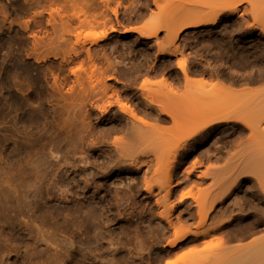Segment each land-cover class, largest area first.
Listing matches in <instances>:
<instances>
[{
	"label": "rangeland",
	"instance_id": "obj_1",
	"mask_svg": "<svg viewBox=\"0 0 264 264\" xmlns=\"http://www.w3.org/2000/svg\"><path fill=\"white\" fill-rule=\"evenodd\" d=\"M81 1L83 2L82 4L80 3L81 6L84 4L85 5L84 7H88L86 5H88L90 3L91 5L89 4L90 7H88V8L89 9L91 8L90 10H93V11L89 10L90 13L92 12L91 16H86L88 13H86V15L83 16L84 18L86 17L85 21L87 20L86 21L87 23L90 24V22H93L95 20V18H94L95 14H96L97 10H99L97 12L99 14H96V16L98 15L96 18L97 20H95V21H98V22H96V24L99 23V25L97 24L98 26L96 24H94V26H92L94 22L92 23L91 26H89V24L84 22V20H83L84 18L80 15L79 17H81V19L83 18L82 23H85V26H86L83 28L84 24H83V26H81L82 23L78 24L79 18L76 19L77 21H75L76 16L79 14L74 16L75 18L71 17V19L74 20V21L71 20L73 24L70 22V19H69L70 16L66 17V20L69 19L68 21L70 22L71 28L69 25H67V23L66 24L63 23L64 26L61 25V27H60L61 21L59 22V26H57L58 23L55 22V21H57V20H55V18H54V24L58 28H55L51 24H48L47 20H46V19H50L48 17V13H49L51 8L52 9L50 12L55 13V10H53V9L58 6L57 4H59L60 0L59 1L57 0V2L55 1L56 2V3H54L55 6L52 3H48L49 2L48 0H0V8H1L0 9V24L2 25V27L0 25V60H2V61H0V74L2 73L0 75V88L2 87V89H0V100L2 99V101H0V106L4 107V108L0 107V151H1L0 156L2 157V158H0V161H1V159L3 161V162L1 161L0 164L1 163L4 164V165L3 164L0 165L2 167V168L0 167V171H1L0 176H1V178L4 176L5 177L4 179H6L7 177H8V179L10 178L9 180L6 179L5 183L7 182V184H8V183H10V181H13L10 184H12V183H13L12 185L15 184L14 186L10 185L13 188L8 187L9 188L8 189L7 187H5L6 184L3 188L5 190V193L7 191H12V190L15 191V194L13 191H12L13 193L11 192L12 194L10 192H8V198H9V200L11 199L12 202H16L18 200V201H22L23 203L28 204V205H31V204H29L30 202H34V201L37 202V205H36L37 206V208H36L37 212L35 213L36 215L34 217L35 218L34 221H39L38 218H40V216H41L40 219L44 218V222H42V220H40L39 222L42 225L38 222L36 225V223L33 221V223H35V224H33L34 226H32L33 228H35V226H38L40 228H42V226H43V228H45V227L49 228V225L52 223L48 230L52 229L53 227L55 228V230L52 229L50 231H56L57 236H54V237L57 238V240H59L58 239L59 236H61L63 238H64V236H67L66 235V232H67L68 235L70 234L68 236L70 238L68 239L67 237H65L66 240L72 239L71 238V236H72L73 239L75 238L74 240L73 239L71 240V241H73L72 243L75 244L77 242L76 245H79V246H76L73 244V246L75 247V250H74L75 252L72 251L68 257L66 256V253H65V257H64V255H61V254H63V253H61V254H59V256H60L59 258L57 257L58 254H55L54 251H53L54 254H52V250H50L51 252H49V251L47 252V249H45V248L44 249L42 248L43 250L39 249L43 246H39V247L35 246L36 248L33 247V245L35 244L33 242V240H34L33 237L35 238L36 236L35 235L30 236V240H31L30 241V240H28L29 237L27 238V236L20 234V232L18 230L15 229L16 230V232H15V230H13V228L10 227V224L8 225L9 222L6 221L7 212H3L4 207H2V205L0 203V209L1 208L3 209V210L1 209V212H0L1 213L0 221L2 218L4 219V220L2 219V221L0 222V231H1L0 236H2L1 239H3L6 236L5 237L6 238L5 241H6L8 239L7 237H9L8 241L11 244H12V242H14L12 245H13V249L16 248V250H17V251H15L16 254H17V252H19L18 254H20L22 252L21 253L22 255H26V254L28 255L29 254V256H27V255L22 256L21 254L20 255L17 254L18 255L17 256L14 254V252L9 253V251L13 250V249L11 250V248H10L11 244H8L7 242L5 244V246L7 245V247L9 245L8 248H10V249H8V248L5 249V247L2 248L4 246V245H2V243L4 244V242H2V241H4V240L0 239V244H1L0 245V257H1L0 261L1 262L3 261V264H7V263L11 264V262H12V264H19L20 261H24V262L27 261L26 264H29V262H30V264H38V262H39V264H42L41 261H42V259H44V257H45L44 255H47L46 253H51L53 257H57L56 260L60 259L59 261L60 262L62 261V264H74V263L75 264H93V263H97V264H121V261L124 262V260H123L124 257H125L124 259H127L128 263H130V264L134 263V262H135L134 264H136V263L137 264H139V263L144 264L145 262L148 264H152V263L153 264L154 263H156V264H207L208 261H210L211 259L209 258V260L207 261V259H205V257H204L207 254H208L207 258L209 257V252L206 251L205 249L203 250L204 246L207 245L205 243H207V242L209 243L212 238L215 239L217 236L220 235V233H222V234L219 237L226 239L227 237H229V235H233V234L237 233L238 226L240 229L243 225H245V224L247 225L248 223H250L253 219L251 216L247 215V217L242 218V220L238 219L237 217H238V215L242 216L244 213L248 214L252 210V208H256V206H255L256 201L253 199L254 198L253 196L255 194L254 190L258 185H261L264 188V134L257 133L256 131L254 133L253 130L251 131L247 128H242V131H237L236 127H234V130L230 134H227V135H224L223 133H221L220 130L217 128L206 131L207 126H209V123L207 121L208 119H206V117H205L208 114L210 115L212 112L214 114H215V112H217V111H213L214 108H211L212 110L209 109V106L211 103H213V102L216 103L215 100L212 101L214 97L212 96L213 97L212 98L209 96L214 95L216 98V96L221 97L224 94L226 97L227 96L231 97V98L234 97L236 102H237V98H238V102H237V106L235 105V107H234L233 103L235 100L232 99L233 103H230V104H233V105H226V107H225V105L223 106V104H222L223 108L225 107L226 109H228L229 106H231V107L233 106L232 108L230 107L231 108V109H229L230 112L236 111L235 109L233 110V108H236L237 112H238V110L240 111V109L242 112H243V110L246 111V110L250 109L248 111H251V113L247 111L246 116L242 112L237 113L238 115L243 114V116L245 118L244 121L247 120L246 122L253 124V125H256L257 120L260 117L258 115L264 116V112H262V113L256 112L258 109L262 108L264 105V99H263V97H264V93H263L264 92V80H262V79H264V76H263L264 75V53H263V55L261 53L262 51L264 52V34L261 32V28H262L261 26H264V0H257V1L253 0V3L251 2L252 0H249V1L247 0L248 4L245 2V5H246L245 10H247L249 8V10H247V13L246 12L244 13L245 10L243 11L242 10L243 8L241 9V7H242L241 5L244 4L243 2L246 0H241L242 2L239 0V4L235 3L237 6H234L235 4L233 3L234 1H237V0H190V2L189 1L185 2L186 0H161L162 1L161 4H164V7L167 6L166 5L167 3H173V5L171 4L172 6H174L175 3L176 4L182 3V5L184 3L185 5L187 4V6H188V8H186L185 5H184L185 7H183L181 4H177V6L181 5L183 8H185V9L182 8V9L178 10V12L175 11V9H173L174 11H172V12L171 11L168 12V10L166 11V7H165V11L168 13L167 14L164 13L163 17L159 16V13L163 14V12H165V11H163V9L160 8L161 6L160 7L156 6V4H155V6H156L155 7L154 6V0H153V3H152V0H148V1L147 0H115V1L112 0V1H109L111 4L109 3L110 6L107 8L105 7L103 0H99V1H97V0H80V2ZM94 1L97 3V5L100 3L99 4V5H101L100 7H102V9L104 8V10L97 7V5H95ZM157 1L159 2L160 0H157ZM101 2L104 5L101 4ZM114 2H116L117 4ZM132 2H133V4H131ZM191 2H192V4H189ZM249 2L252 3V5L254 4L257 8L254 5H253L254 6L253 9L250 8L252 5L248 7L247 5H249ZM118 3L121 4L119 7H118V5H119ZM143 3L145 6L143 5ZM150 3H151V5H150ZM80 4H75L74 7L77 9V6H79ZM157 4L159 5V3H157ZM92 5H95V7H93ZM231 5H232V7H237V9H239V10L236 9L234 11V13L231 12V14H230V12H227L226 10H227V8H230ZM245 5H243V7ZM81 6H79V7H81ZM168 6H170V4H168ZM168 6H167V8H168ZM19 7H20V9H19ZM92 7L94 9H92ZM96 7H97V10L95 9ZM111 7H112V9L115 8V10L110 9L111 12L115 11V13H114L115 15H113V13H111L109 11L108 8H111ZM57 8H55V9H57ZM220 8L221 9L225 8V9L221 10ZM86 9L87 8H85V10ZM105 9L106 10L108 9V10L105 11ZM160 9H162V10H160ZM253 10H257V11H253ZM89 11L87 10V12H89ZM102 11L105 13H103ZM225 11H226V13H225ZM68 12L70 13V11H68ZM75 12H76V10H75ZM90 13H89V15H90ZM100 13L104 15L103 16L104 18L101 16ZM240 13H241V17H240ZM93 14H94V17L92 16ZM251 14H254L253 16H255V15L256 16L253 17ZM54 15H56V14H53V16ZM105 15L108 16L107 17L108 20H106V22H105V24L107 23L106 24L107 26L103 22V19H106ZM157 15H158V17H157ZM236 15H238V16H236ZM213 16H215L214 17V19H215L214 24L213 23L210 25L206 24L205 26L199 25L196 27H191V28L182 30L181 31L182 33L179 32L180 35L178 34L176 39L172 40L173 44L172 43L171 44L173 46L170 44V42L168 40H166V39H168L170 32H172L175 27H176L175 30L178 28L179 25L177 23L175 24L176 21H178V22L180 21L179 24L181 26V24H183V22L190 21L189 19H191L192 21L193 20H211L213 18ZM57 17L58 16L56 15V18ZM91 17L93 18V21H92ZM250 17H253V18L251 19ZM99 18L102 19L103 23H100L101 21L99 22V20H101ZM241 18H243V19H241ZM256 18H257V22L251 23L252 20L256 21ZM69 22H68V24H69ZM160 22L161 23L163 22L162 24L167 23L165 25L166 26L170 25V28L167 29V31L164 29L161 30V28L158 30V33H157L158 36H157V34L155 36L157 38V42H160V43H157V45L159 44L164 48H167V46H168V49L174 47L176 49V50L175 49L174 50L177 52L174 53V50L171 52V49H170V51L168 50L169 52H167L168 54L165 53V54L159 55L155 51L158 48H160L161 46H158V48H157V45H155L154 42L156 41L155 40L156 38L144 36L145 33L150 32L157 25L159 26ZM249 24L255 25L254 27H257V28L250 27L252 25H250L248 28ZM73 25H74V27L77 26L75 29L79 33L74 28H72ZM176 25H178V26H176ZM78 26H80V27H78ZM102 26H104V27H102ZM241 26H243V28H241ZM258 26L260 27V29H258ZM9 27H12V28H9ZM64 27H66V28H64ZM159 27H161V26H159ZM220 27H221V29H220ZM232 27L234 29H232ZM1 28H2V31H1ZM69 28L72 30L74 29L75 31L74 30L72 31ZM110 28H112V29L114 28V30H112V29L110 30ZM164 28H167V27H164ZM193 28H195V29H193ZM103 29H105V30H103ZM225 29H227V30H225ZM229 29H231L230 32H228ZM246 29L247 30L250 29V30L247 31ZM253 29H256V30H253ZM6 30H8V31H6ZM68 30H69V32H68ZM220 30H222V31H220ZM104 31H106V32H104ZM101 32L106 33L104 39L98 40L94 44L92 42V38L94 36H96L97 34L98 35L101 34ZM220 32H221V34L223 33L222 35L224 37L220 34ZM227 32H228L229 36H227ZM242 32H244V33L241 34ZM68 33H69V35H67ZM214 33H216V34H214ZM248 33H250V34H248ZM261 33L263 35H261ZM75 35H77L78 37ZM213 36H214V39H213ZM235 36H236V38H235ZM226 37H228V38H226ZM229 37L230 38L232 37V38L230 39ZM67 39H69V40H67ZM226 39H228V41ZM229 39H230V43H229ZM238 39H239V41H238ZM249 39H251L252 43L254 42L255 46H253L252 43H251L252 45L250 44ZM253 39L256 41H252ZM215 40H217V41H215ZM222 40L223 41L225 40V41L222 43ZM241 40H243V41H241ZM77 41H78V43L76 44L75 42H77ZM245 42H246V44H245ZM255 42H257V43H255ZM80 43H81V45H80ZM243 43L246 45V47L244 46ZM74 44H76V45H74ZM227 44H229V46ZM237 44L238 45L242 44L241 45L242 48L240 49L241 46H238ZM70 45H72V46H70ZM78 45L80 47L82 46L83 48H84V46L87 49L89 48L92 56L91 57H90V55L87 56L86 54H87V52L89 54V51H87L86 48H84V49H86L85 51L82 50V48L77 47ZM216 45H217V47H216ZM75 46L78 48V53H75L76 55L73 53V52H75L74 49H77ZM66 47H69L70 49L67 50ZM229 47H231L232 50L233 49H235V50H233V51L229 50V49H231ZM254 47H255V49H254ZM71 48L74 50L73 52L70 51V50H72ZM79 48L84 52H82V51L80 52ZM256 48H259V49H256ZM177 49L180 51L178 52ZM219 49L222 51H225V52L223 53L222 51H220L221 52L220 53ZM239 49H240V52H239ZM249 49L250 50L253 49L254 51L253 50L250 51ZM60 50H62V51H60ZM63 50L65 52L64 54H63ZM66 50L68 52H66ZM226 50H228L229 52L227 51V53H230V54L227 55ZM144 51H146V52H144ZM149 51H150V53H149ZM236 51H238V52H236ZM242 51H243V53H242ZM49 52H51V53L49 54ZM57 52H59V53H57ZM140 52H141V54H140ZM256 52L259 53V56H258V53H256ZM7 53H8V55H7ZM47 53H48V55H47ZM52 53H53V55H52ZM67 53H68V55H67ZM169 53H174V54L169 55ZM217 53L219 55H217V56L214 55ZM78 54L80 55V57H78ZM84 54H85V56H84ZM221 54H222V56H221ZM236 54L238 56L237 58H236ZM146 55L148 58H146ZM181 55L186 57L185 61H187V62L185 64H186V67L189 68L188 73H190L188 75L192 79H194V78L195 79H198V78L201 79L202 83H199L198 81H196L198 83L191 82V85H190V83H189V85L186 84V81H185L184 77L182 76L183 74H181L180 69H177L178 60L180 59V62H181V59H182V61H184L183 60L184 57H182ZM248 55H249V57H247ZM5 56H6V58H5ZM74 56H76V60H75ZM155 56L157 58H155ZM219 56H221V57H219ZM243 56H245V57H243ZM77 57L80 59H78ZM166 57H168V58H166ZM215 57H216V59H215ZM222 57H225L226 59H224V58L222 59ZM66 58H70L72 60H70V59L68 60ZM90 58L95 59V61L97 60L96 64H94L95 62H93L91 64L90 61L93 59L90 60ZM220 58H221V60H220ZM232 58L235 60L233 61ZM247 58H249V59H247ZM42 59H44V60H42ZM65 59L67 60L66 62L63 61ZM230 59H231V61H230L231 64L228 63ZM244 59H245V61H244ZM6 60H8V61H6ZM78 60L79 61L82 60L83 62L81 61L82 62L81 63ZM241 60H243L244 63L246 62L245 63L246 65L244 63L242 64L240 62ZM250 60H251V62H250ZM226 61H227V63H226ZM8 62H10V63H8ZM165 62H166V64H165ZM5 63H7V64H5ZM78 63H80V64H78ZM163 63H164V66H163ZM188 63H189V65H188ZM239 63H241V64H239ZM81 64L83 65V67L81 66ZM86 64L87 65L89 64L87 67L92 65L91 67H89L90 69L86 67ZM97 64H98L100 69L97 66V69H95V72H94V67ZM138 64H142V66L139 65V67H138ZM65 65L68 67H66ZM77 65L81 66L80 68L79 67L78 68L79 69L82 68L84 70L83 71L84 73L89 74L90 72L93 71L94 75H97V76L99 75L98 77H100V74L102 75V73H100V72L103 70V72H104L103 75H105V76H103V78L106 77V79L104 78V80L106 81L105 85L108 86L107 92L111 95L109 96V94L106 93L107 96L105 97V95L102 93L103 96L106 98L105 99L104 97H101L102 95L100 96V94H101L100 91H99L100 93H97V90H94V93L93 92L89 93V91L91 92V90L87 89L88 87H86V86H89L88 82H85V85L82 84L83 87L86 88V90L83 89V91H82L81 90L82 88L80 89V87H78L79 89L78 88H75V89L72 88L75 86V83L73 84V82H75V81H72V80L74 78L79 79L78 76H80V72H79L78 76L74 77V75L73 76L71 75L70 70L72 69V70L77 71L78 70L76 68ZM223 65H225V66H223ZM166 66H167V68H166ZM217 66H219V67H217ZM242 66H244V67H242ZM84 67L86 69H84ZM221 67H223V68H221ZM212 68H213V70H215L217 72H212ZM3 69H5V73H4ZM23 69H24V71H23ZM68 69H70V70H68ZM88 69H89V72H86L85 70H88ZM161 69H164V71L162 70V72H161L160 71ZM229 69H231V70H229ZM1 70H2V72H1ZM15 70L17 73L15 72ZM72 70H71V72H72ZM90 70H92V71H90ZM222 70H223V72H222ZM75 71H73V73L77 74V72H75ZM97 71H98V73L96 74ZM135 72H136V75L138 77H136L134 75ZM157 72L159 74H157ZM160 73H162V74H160ZM210 73L211 74L213 73V75H210ZM43 74H44V76H43ZM132 74H133V77H132ZM83 75L85 76V74H83ZM83 75H81V78ZM130 76H131V78H130ZM9 77L10 78L12 77L11 81H10ZM54 77H56L55 81H54ZM163 77H165L166 79L164 78V80L167 83H169L167 85V84H165L166 82L164 81L165 82V83L163 82L165 84L164 86L165 87L171 86L170 87L171 89L168 87H166V88H168V90L170 89V91L173 89L174 95L175 94L177 96L179 95V98L177 99V97H175V96L173 97V94H171L172 96L170 98V95L168 96V93H165V92L164 93L169 98H167L166 96L155 97V99H157V100H155L156 102H161V101L163 102L162 99L164 98L163 106L160 103H157V104H159L158 107L161 106L163 109L165 108L164 109L165 113H162L163 111L160 113L159 111H161L163 109H161V110L154 109V107L157 104L155 102H153L154 98H151L152 95L150 97L151 90H152V87H150V84H153V83H156V82L162 80ZM86 78H88V76H86ZM244 78H245V80H246V78H248L249 80L247 79L245 82V80H242ZM253 78H255V79H253ZM260 78H261V80H259ZM5 79H6V81H5ZM40 79H41V81H40ZM146 79L148 80L147 85H148V83H149V85L148 86L147 85L142 86ZM173 79H176V80H173ZM74 80H76V79H74ZM241 80H242V82H241ZM258 80H259V82H257ZM37 81H38V83H40V85L37 83ZM79 81H80V79H79ZM84 81H87V80L84 78ZM131 81H132V83H131ZM11 82H12V84H11ZM53 82H58L59 85L57 83H53ZM68 82L70 83V85L72 87H70ZM80 82L84 83L83 80ZM3 83H4V85H3ZM41 83H42V85H41ZM94 83H97V82H93L92 91H93V88H95V89L98 88V87L96 88L97 85H94ZM161 83H159V84H161ZM192 83H193V85H192ZM61 84H62V86L59 89ZM156 84H153V86ZM6 85H7V87H6ZM9 86L11 88H9ZM40 86H41V88H40ZM68 86L71 89H73V91H74V92L72 91V93L69 91L70 95L67 94L68 90L70 89V88L68 89ZM78 86H80V85H78ZM62 87H64V88H62ZM142 87H143V89H142ZM149 87L151 88V90ZM21 88H23L24 90H26V89L27 90L24 91ZM154 88L155 87H153V89ZM166 88L161 87V89H160V87H159L160 90H162V89L165 90ZM6 89H7V91H5ZM8 89H10V90H8ZM65 89H68L67 92ZM11 90H13V91L10 92ZM22 90L24 92H22ZM30 90H31V92H30ZM63 90H65V91H63ZM98 90H99V88H98ZM111 90H113L116 93V96H114L115 93L112 92ZM147 90L150 91L149 95H146L148 92ZM164 90H162V91H164ZM170 91H169V94H170ZM4 92H6V93H4ZM28 92H29L28 97H25V99H24L23 97L27 96ZM142 92L144 94L146 92L145 95L147 97L149 96L152 99L151 102L153 104L149 103L150 100H149V102H148V99L145 100L147 97L144 96ZM24 93H25V95H24ZM95 93L100 96L99 98H102V99L100 100ZM164 93L163 94L161 93V94L165 95ZM261 93H262L261 96H263V97L260 96ZM48 94H49V96H48ZM152 94H154V93H152ZM8 95L10 97L12 96L11 97L12 99ZM32 95H33V97H32ZM117 95H119L118 96L119 98L117 99L118 102L121 101L120 103H123V104L125 103L133 111L135 109L134 112H135V114L137 113L136 116L138 115V118H144L145 120L146 119L148 120L149 123H147V126H149V128L147 126H143V129L146 127L148 129H146L147 131L144 129L145 132H142V134H143L142 137L141 136L138 137L137 133H135V132H134V134H135V136L137 135V138L135 139L134 136H131V135H133V133L130 131H136V129L134 127L139 129V131L143 130L141 128L143 124L141 126H137L141 123H138L137 125L136 124L133 125L134 124L133 122L135 121V119L133 118V121L129 122L130 120H132L131 116L126 115V113L127 114H129V113L128 112L123 113L122 111L120 112V109H118L119 107H118L117 100H116V98H114V97H117ZM156 95H158V94H155L154 96H156ZM207 95H208V97L205 98V99H207V100H205V102L208 103V105H209L208 109H207V106H205L206 108L203 106V104L205 102L202 99ZM94 96H96L99 99V101H97L98 99L96 100V97H94ZM34 97H36L37 99ZM42 97L44 100L42 99ZM45 97H47V98H45ZM109 97H111V98L113 97V98L110 99ZM29 98L31 101L28 100ZM48 98L50 100H48ZM23 99H24V101H23ZM103 99L106 100L105 103H108V102H110V100H113V101H111V103H113V104H111L110 106L108 104H104ZM208 99L211 100V102H209ZM223 99H225L224 96L222 99L218 100L219 101L218 103H222L220 101ZM16 100H17V103H14V102H16ZM114 100H116L115 103H114ZM165 100H166V102H165ZM27 101H30V102H27ZM36 101L38 104V105L36 104L37 106L35 105ZM43 101L46 103H44ZM5 102H6V104H8V106L5 105ZM143 102H145L146 104ZM206 103H205V105H206ZM218 103H217V105H218ZM147 104H149L148 105L149 107L147 106ZM227 104H228V102H227ZM27 105H28V108H27ZM41 105H43L42 108H41ZM46 105H47V107H46ZM96 105H98V108ZM99 105H101V107L104 105L106 107L107 106L108 107L106 109H103L104 110L103 113L99 114V112L102 110V109H100L101 107ZM150 105H152V106H150ZM153 105H154V107H153ZM241 105H242V107L240 108ZM24 106H26V107H24ZM105 106H104V108H105ZM213 106H214V104H213ZM216 106H214L215 110H217ZM16 107H17V109H16ZM34 107H36L37 109ZM152 107L154 109L153 111H155V112L150 111V110H152ZM161 107H159V108H161ZM203 107L205 109H203ZM10 108L15 109L16 111L13 109L11 110ZM24 108H26V111ZM48 108H50V111ZM218 108H220V107L218 106ZM223 108H221V109H223ZM225 108H224V110H225ZM238 108H240V109H238ZM242 108H244V109H242ZM35 109H36V111H35ZM41 109L42 110L44 109V111H42ZM99 109H100V111H98ZM19 110H21V111H19ZM38 110H41V111H38ZM156 110L158 113H156ZM37 111L40 113H38ZM209 111H210V113H209ZM261 111H262V109H261ZM14 112H16V113L14 114ZM29 112H32V113H29ZM147 112H150V113H147ZM205 112H206V115H205ZM24 113H25V115H24ZM27 113H29L28 116L26 115ZM33 113H34V116H33ZM41 113H42V115H40ZM48 113L49 114L52 113V114L49 116ZM155 113H156V115H155ZM213 113H212V115H213ZM218 113H220V112H217V114ZM151 114L153 115L152 118L154 116L156 118L154 117L152 119L149 116ZM170 114L172 116H170ZM203 114H204V117H203ZM17 115L20 118H18ZM101 115H103V116L101 117ZM46 116H47L48 120H47ZM51 116H52V118L50 119ZM108 116H110V117H108ZM14 117H15V119H14ZM126 117H129L128 118L129 120H127ZM157 117L159 119H157ZM26 118H28V119H26ZM43 118H44V120H43ZM207 118H208V116H207ZM209 118H210V116H209ZM17 119H18V121L20 120L19 123H18ZM32 119H35V120H32ZM249 119H251V120H249ZM31 121H32V123H31ZM263 121H264V119L263 120L261 119L259 121L261 123H257V125H259L260 128L264 126ZM36 122H37L38 127L36 126ZM135 122L137 123L138 120L136 119ZM16 123H18L17 126H15ZM40 123H41L42 127L40 126ZM13 124H15V125H13ZM29 124H30V127H29ZM43 125H44V127H43ZM231 125L232 124H230L229 126H231ZM46 126L48 128H46ZM132 126H134V127H132ZM26 127L29 129H27ZM130 127L133 129H131ZM25 128H26V130H25ZM47 129H48V131H47ZM129 129H131V130H129ZM17 130H18V132H17ZM34 130H35V134L33 135ZM26 131L29 133H27ZM38 131H40L39 133H41V132L42 133L39 134ZM25 132H26V134H25ZM43 132L46 134L42 135ZM130 133H132V134L130 135ZM31 134L33 137H31ZM28 135H30V136H28ZM129 135H130V137H129ZM23 136H24V138H23ZM27 137H28V139H27ZM111 137H113V138L116 137L115 139H117L118 137H121V140H122V138L131 140V143L127 140L128 141L127 143L128 144L130 143V145H127L126 142L122 141L123 146L127 145V147H125V149L128 148V151L126 150L127 154H125V149L123 150V149H120L117 147V146H119V143L117 142L118 140L115 142L118 145L111 143L112 142V141H110ZM29 138H30V140H31V138L32 139L35 138L36 141L35 140L30 141ZM62 138L67 139V140H63ZM71 138H72V140H71ZM97 138H99V139H97ZM113 138H112V140H113ZM11 139L13 141H11ZM68 139H70L71 141L69 142ZM9 140L11 141V143ZM24 140H27V141H24ZM57 140L59 143L57 142ZM73 140H75V142ZM98 140H100V141H98ZM133 140H135V142ZM6 141H7V143H6ZM64 141H66V143L68 142L69 144L68 143L67 144L62 143ZM90 141L93 143H91ZM109 141H110V144H109ZM12 142H14V143L12 144ZM60 142H61V144H60ZM97 142H99V144ZM119 142L121 143V141H119ZM71 143H72V145H73V143H75L77 145V147L75 144L73 145V147H76V148H74V151H72L73 147L70 145ZM96 143H97V146H96ZM135 143H136V145H135ZM14 144H16L15 147H13ZM112 144L114 145V147ZM131 144L133 145V147L134 146H136V147L133 148L131 146ZM90 145H91V147H88ZM92 145L94 146V148ZM53 146L54 147L57 146L58 149L57 148L55 149L57 151L54 150ZM123 146H121V144H120L119 147H123ZM85 147H87V148H85ZM14 148H16V149H14ZM42 148H44L43 151L45 150L43 153L41 152ZM129 148H130V150H132V149H134V150L131 152L129 150ZM63 149H66L67 152H65V150H63ZM115 149H117V150H115ZM3 151H5L6 153H4ZM39 151L41 152V154H39L40 153ZM71 151L75 152V154L73 153V155H72ZM118 151H120V152H118ZM129 151H130V154H128ZM11 152H12V154H10ZM68 152L70 154H67ZM123 152H124V154H123ZM47 153L50 154L51 158H49V154L47 157ZM7 154H9V155L7 156ZM41 155L43 156V158L40 157ZM65 155L67 156L68 160L66 159ZM68 155H70V158ZM71 155H72V157H71ZM4 157H5L6 161L8 160L7 162L4 160ZM36 157H38V158H36ZM64 157H65V159H64ZM39 158H42V160ZM45 158H46L47 162H45L46 161ZM80 158L82 160H85V158L89 159L88 161H91V162H87L86 160L85 161L88 163L87 166L91 167L92 169L89 168L85 171L86 173L83 172V170L80 167L82 165V160ZM38 159H39V162H37ZM50 160H52V161H50ZM55 160H56V162H55ZM58 160H60V161H58ZM79 160L81 161L80 164H79V162H80ZM121 160H123L124 162ZM131 160H133V162ZM119 161L121 163H119ZM58 162H59V164H61V166L60 165L58 166ZM37 163H39L38 164L39 166H37ZM45 163H47V164H45ZM89 163H92V164H89ZM51 164L52 165L54 164L52 169H51V166H52ZM63 164H64V167L66 166L68 168H64ZM68 164L73 168H71ZM99 164L100 165L102 164L101 166L103 167V169ZM35 166H37L38 168L36 167V169H35ZM40 166H42V167H40ZM55 166L59 167L58 169L61 171H58V169H56ZM43 167H44V169H43ZM45 167L48 168L49 171H47V169ZM54 167H55V169H54ZM106 167H107L108 171L104 170V169H106ZM115 167H116V169H115ZM40 168H41V170H40L41 172L39 170H37ZM76 168H78V169L76 170ZM95 168L96 169L98 168L97 172L98 171L100 172V170H104V171L100 172L104 177L99 172H98V174H100L101 176L98 174H96V175H98V177L96 175L94 176V174L97 173ZM3 169H4V171H3ZM73 169L76 171H74ZM93 169H95V170H93ZM53 170H56V171L54 172ZM42 171L44 174H46L45 178L49 179L48 181L51 180L50 182H52V184H50L48 181L47 182L49 184H47L45 182L47 179H45L44 175H42ZM50 171H52L54 174L52 172L49 173V177H51V175H53L54 177H56V179L54 177H51V178L48 177V172H50ZM88 171L92 172L91 176L86 175ZM77 172H79V173H77ZM106 172H110V173H106ZM111 172H112V174H111ZM5 173L7 174V177H6ZM105 174H107V175H105ZM40 175H42L43 181H42V177H40ZM84 175H86L87 178H84L85 177ZM57 176H58V178H57ZM114 176L116 178L119 177L120 179L118 178V181L121 180V182L125 186L121 185V188H116V187H120V186L119 185H116V186L110 185V181H112L115 178ZM91 177L95 181H93ZM112 177H114V178L111 179ZM1 178H0V180H3V182H4V179L3 178L1 179ZM129 178L130 179L132 178L135 181L133 180V181H130L128 183L127 181ZM79 179H81V180H79ZM86 179L88 181L89 186L86 183ZM124 179H126L127 181ZM36 180H38V181H36ZM41 181H42L43 185H46L47 187L50 185V187L47 188L46 186H43L40 183ZM61 181H62V183H61ZM26 182H27L28 186L31 185L30 187H32L31 188L32 191H31L30 187L28 188V186L26 188L27 190L22 191V188L25 189V187H26V184H23V183H26ZM35 182H37V183L39 182L40 184L38 183V185L37 186L35 185L33 188L32 185L36 184ZM80 182L82 185L80 184ZM91 182L92 183L94 182V184H92ZM124 182H126L128 185H126ZM16 183H17V185H16ZM18 183H22L24 185V187H22L23 185L22 186L20 185V188H19ZM32 183H34V184H32ZM54 183L55 184L57 183V187H56V185L54 186ZM63 183H64V185H63ZM90 183H91V185H90ZM107 183H109V184H107ZM78 184H80V185H78ZM168 184L170 185L169 187L167 186ZM84 185H85V187H84ZM134 185H135V187H134ZM82 186H83V188H82ZM229 186H231V188L228 189L227 187H229ZM234 186H236V187L240 186V187L237 188L236 190H233ZM14 187H15V189H16V187H18L19 189L17 188L16 189L17 191H16L14 189ZM37 187H39V188H37ZM42 187L47 188V189H45L46 191ZM123 187H125V188L127 187L128 189L126 188V190H125V188H123ZM166 187H168L167 190L169 189L168 190L169 193L167 192L168 195L166 197H164L167 194L165 192ZM223 188L225 190L228 189V191L226 193H224L225 195H223V193H222L224 191ZM33 189H34V191H33ZM48 189H50V190H48ZM114 189H116V190L118 189V190L116 191ZM121 189H122V191H121ZM0 190L3 191V189H0ZM18 190H20L21 193L20 192L18 193ZM123 190H125L126 193H124ZM130 190H131V193H130ZM29 191L32 194H30ZM35 191H36V193L41 192L40 193L41 195L38 193L35 194ZM59 191H61V192H59ZM219 191H222L221 192L222 195L219 193ZM33 192L35 194L34 198L35 197H38V198H35V199L33 198ZM43 192H46V193L44 194ZM122 192H123L124 196L126 195V197H128V200L126 197L123 198L124 196L122 195ZM74 193L76 194L77 197L75 196ZM118 193H120V194H118ZM27 194H29L28 195L29 198H28ZM49 194H50V196H49ZM114 194L117 196H113ZM19 195L21 197H23L25 195L26 196L21 199V197H19ZM47 195L49 196V198L50 197H52V198H50V199L47 198ZM58 195H60V197H58ZM111 195H112V199H111ZM118 195H120L119 198H118ZM121 196H122V199H121ZM207 196H208V198H205ZM218 196L219 197L221 196V198L219 199V200H221L220 204H218L219 200L218 199L216 200V197H218ZM115 197L118 198L117 201L119 200L121 203H119L117 201L115 202V199H116ZM40 198H43V199H40ZM194 198H196V199H194ZM197 198H199V200L201 202L197 201ZM28 199H30V200H28ZM64 199H65V201H64ZM113 199H114V201H113ZM43 201H46L48 203H46V202L44 203ZM213 201H214V203H213L214 206L212 207V209H214V210H213L212 214H210V216L205 219V221H204L205 224L203 223L202 224L203 226H201L199 224H198L199 226H197V225L195 226L196 223H199L197 211L199 210V212H200V209L203 208L204 205L206 207V205H209ZM248 201L249 202L251 201L250 204ZM254 201H255V203H254ZM38 202H41L40 205ZM63 202L64 203L66 202V203L63 204ZM74 202L76 203V205ZM94 202H96V204ZM247 202H248V204H247ZM42 203H44L45 205ZM49 203H51V204L49 205ZM68 203H69V205H68ZM195 203L199 204V205L201 204L200 205L201 208H200V206L197 207V205ZM46 204H47V206H46ZM81 204H82V206H81ZM91 204H93V205H91ZM240 204L241 205L243 204L242 207ZM48 206H50V207H48ZM56 206L59 207L60 209L56 208ZM60 206L61 207L63 206V208H61ZM72 206H73V208H72ZM91 206H93V207H91ZM243 206L244 207L247 206V208H244ZM250 206L252 208H250ZM69 207H70V209H69ZM80 207H82L83 210H85V211H83L82 208H80ZM87 207L88 208L91 207L90 209L92 210V212L91 211L89 212V210L86 209ZM92 208L93 209L97 208V209L93 210ZM45 209L48 211H46V212L42 211ZM51 209H52V211H51ZM73 209L76 211L77 215L74 213ZM224 209H227L225 215L224 214L217 215V217H215V219H213L211 222V219H212L211 217L213 215H215L216 212L224 210ZM63 210L64 211L67 210V212L64 213ZM77 210H78V212H77ZM238 210H240V211H238ZM49 211L52 212L53 214L49 213ZM69 211H70V213H69ZM82 211L84 213L86 212L85 214H87L86 216H84L85 214H83L82 215V217L84 216L83 218L81 217V214L83 213ZM95 211L99 212L100 214L96 212L97 213V215H96ZM42 212L43 213L45 212V213L43 214ZM59 212H61V213H59ZM47 213H49V214H47ZM68 213H69V216H70V214L72 215L71 216L72 219L68 216ZM90 213H91V216H90ZM64 214H65V217H64ZM38 215H39V217H38ZM49 215L51 218H48ZM51 215L54 217H52ZM229 215L230 216L233 215L232 217L236 216V218L230 223L231 225L228 224L229 225V226L227 225L228 227H224V228L220 229L219 231H216V230L215 231H209L213 225L218 223V222L215 223L216 221H214V220L218 219L220 221L221 219H225ZM58 216L59 217L61 216L60 219H58L59 221L56 219V218H59ZM66 216H68V219L66 218ZM77 216L83 222L82 224L80 223L81 222L80 219H77ZM88 216L90 218L92 217L94 219H92V218L90 219ZM98 216H99V218L96 219ZM123 217H124V219H123ZM167 217H169V219L173 223L174 227H176V228L177 227H182V228L187 227L188 229L191 230V231H189V233L187 234V236L184 240L177 241L174 245H170V242L174 238L173 237L174 232H173V229L167 227L168 226L166 223ZM64 219H65V221H64ZM69 219H70V221H69ZM95 219L97 222L95 221ZM45 220H47L48 222ZM71 220L72 221L75 220V221L72 222ZM86 220H88L89 223H88V221L85 222ZM92 220H93V223L91 222ZM235 220H237V221H235ZM238 220H240L241 223ZM4 221H6L5 222L6 224H4ZM57 221L60 223V225ZM67 221H69L71 224ZM78 221H80V222H78ZM104 221L106 222V224ZM46 222L48 223V226H47V224L45 225ZM62 222H66L67 224H65V223L62 224ZM74 222L79 223L77 225L75 224V226H77V227H81V225L83 226V228L81 227V230H79L80 228H78V230H79V231L77 230L78 233L74 231V228H75V230L77 228L74 226ZM56 223L58 224L57 227L55 226ZM237 223H239L240 225ZM38 224H40V225H38ZM86 224H87V226H86ZM95 224H96V226H95ZM97 224H99V225H97ZM1 225L5 226L6 228H4L3 226L1 227ZM69 225L72 228L74 227L73 230L69 229L70 228ZM71 225H73V226H71ZM102 225H105V227ZM8 226H9V228H8ZM66 226L68 227V229ZM93 226H95V228H93ZM61 227H63V228H61ZM86 227H88L90 229H88ZM100 227L102 228L103 231H101ZM138 227H139V230H138ZM57 228H60V230ZM65 228L67 229L66 231H64ZM91 228H92V230H91ZM129 228H130V230H129ZM35 229H37V228H35ZM83 229H85V230H83ZM123 229H125V230H123ZM234 229L236 231H233ZM43 230L47 231V229L46 230L43 229ZM86 230H89V231H86ZM3 231H5V232H3ZM85 231H86V235H84ZM95 231H96V233H94ZM130 231L131 232L135 231L136 234H134L135 232L131 233ZM206 231H209L207 234L208 236L206 237V235H204V237H203L202 232H206ZM8 232H10V234ZM58 232H61V234L64 233L65 235L64 234H63L64 236L59 235L60 233H58ZM80 232H81V234H83V236L80 234ZM92 232H93V234H95L94 236H92V234H91ZM102 232L104 234H102ZM212 232L213 233L215 232V233L211 234L212 236H210V233H212ZM252 232H250V234L248 233L247 235H245L247 238L244 237L242 239H235L236 241L232 240V241H235V242H233L234 244H232V242L229 241L230 243H228L226 245V243L228 242V241H226V243L224 242L225 243L224 246L225 247L228 246V248H229V246H230L229 244H231V245H233V247L230 246L231 249H229V250H232L233 248L239 247L240 244L241 245L246 244V243L250 242L251 240L258 238V236L264 237V227L263 226H262V228L259 227V229L257 228ZM74 233H76V234L74 235ZM105 233H107V234H105ZM118 233H119V236L116 235ZM124 233H126V234L123 235ZM196 233H198V234H196ZM3 234H5V236ZM13 234H15V235H13ZM132 234L135 236L137 235V237L135 238ZM77 235H79L82 239H84V243H85L84 246H86L88 243L87 247L89 249L87 247L85 249V247L82 246V244H84V243H82L83 240ZM122 235H123V237H122ZM128 235H130V240L133 238L131 241H129ZM226 235H227V237H226ZM84 236H86V237L88 236V237L85 238ZM89 236H90V238H89ZM114 236H115V238H113L112 240L114 241L113 244L115 246L110 242L111 237H114ZM125 236H127V237H125ZM61 237H60V240L65 239V238L61 239ZM93 237L98 241H96ZM253 237H255V238H253ZM17 238L20 240L19 243L20 244L22 243L21 246H23L24 242L28 245L26 246L24 244V246H23L24 248L21 247L20 244L18 243L19 240ZM101 238L103 240H108V238H109L110 241L109 240L105 241L106 243L103 244L104 242ZM117 238L119 241H121L123 238H127L128 240H125L126 242L122 240L121 243H118L119 241L117 240ZM85 239L87 241H85ZM115 239L117 241H115ZM26 240L30 244L27 243ZM88 240L89 241L93 240V241L89 242ZM99 240H100V242H99ZM241 240H242V242H241ZM15 242H17V245H14V244H16ZM93 242H94V244H93ZM108 242L111 243V245H113V246H111ZM115 242L118 243L120 247L118 246V244H115ZM213 242H216V240ZM107 243L113 248H111L110 246L106 247V246H108ZM18 244H19V246H18ZM123 244H124V246H123ZM12 245H11V247H12ZM29 245H31V246H29ZM90 245H92V246H90ZM116 245H117V247H116ZM138 245H140V246H138ZM224 246L222 249H225ZM19 247H21V248H19ZM26 247L27 248L30 247L31 250H29L30 248L27 249V251L29 253L25 254V252H23V250ZM76 247H77V249H76ZM104 247H106V248L103 249ZM115 247L118 248V250ZM134 247H135V249H134ZM22 248H23V250H22ZM80 248H82V249H80ZM100 248H102V249H100ZM120 248H122V249H120ZM33 249H35V250H33ZM36 249L37 250L39 249L40 251H42V252L39 251L40 254L42 255L41 257L38 256V254H39L38 252L37 253L35 252ZM67 249L69 250V248H67ZM93 249L95 250V253L88 254V252L90 253L91 250H92L91 252H93L94 251ZM137 249H138V251H137ZM140 249H142V250H140ZM6 250L8 251V255L6 254V252H7ZM80 250L82 252H79ZM86 250H87V252H86ZM125 250H127V251H125ZM139 250L142 251V253L139 252ZM30 251H34L33 255L31 254L32 252L30 253ZM98 251H101V252H98ZM132 251H133V253H134V251H136L135 255H137V256L132 254L131 253ZM201 251L206 252L207 254L201 253ZM226 251H227V249H226ZM103 252H104V254H103ZM108 252H110V253H108ZM127 252L129 253V257L127 255ZM137 252H139L138 254H140L142 256L143 260H142L141 256H139L137 254ZM199 252H200V254H204V256L200 255V254L196 255V253H199ZM210 252H212V251L210 250ZM222 252H225V251H222ZM82 253H83V255H82ZM96 253H98V254H96ZM100 253H102V254H100ZM146 253L148 254V256ZM218 253H221V251L216 252L214 254H218ZM35 254H37V255H35ZM51 254H50V256L48 254L45 257V263L48 261L49 257L51 258L50 260L52 261V263L54 262L55 259L53 257H51ZM87 254L90 256H88ZM94 254H96V255H94ZM124 254L127 256H125ZM145 254H146V257H145ZM54 255H56V256H54ZM92 255H94V257ZM106 255H107V257L108 256L109 257L107 258ZM15 256H16V258H15ZM86 256L88 257L89 261H88ZM6 257H8L7 260H6ZM37 257L40 259V261H37V259H38ZM62 257H64V258H62ZM92 257H93V259H95V258L96 259L93 261ZM98 257L102 258V259L104 257V259H103L104 261L101 259H100L101 260L100 261ZM262 257H263V255H262ZM30 258H31V260L32 259H34V260L31 261ZM52 258H53V260H52ZM65 258H68V259H65ZM82 258H84V259H82ZM105 258H106V260H105ZM260 258H259V260H260ZM76 259H80V260H76ZM114 259H116V260H114ZM147 259H148V261H146ZM152 259H153V261H151ZM248 259H250V258H248ZM248 259L246 260L247 262L250 261ZM50 260H49V262H50ZM56 260H55V264L58 262V261L56 262ZM64 260H66V261H64ZM127 260H125V261L127 262ZM137 260H140L141 262L139 261V263H138ZM218 260L220 261L219 258H218ZM34 261H36L37 263ZM212 261H213V259H212ZM1 262H0V264H2ZM32 262H34V263H32ZM43 262H44V260H43ZM126 262H125V264H128ZM142 262H144V263H142ZM210 262H209V264H211ZM214 262L218 263L217 260H215ZM255 262H257V261H255ZM263 262H264V259L262 260V262L259 261V263H261V264H263ZM50 263H46V264H50ZM217 263H214V264H217ZM243 263H245V262H242L241 264H243ZM20 264H23V262H20ZM59 264H61V263H59ZM122 264H124V263H122ZM212 264H213V262H212Z\"/></svg>",
	"mask_w": 264,
	"mask_h": 264
},
{
	"label": "bare ground",
	"instance_id": "obj_2",
	"mask_svg": "<svg viewBox=\"0 0 264 264\" xmlns=\"http://www.w3.org/2000/svg\"><path fill=\"white\" fill-rule=\"evenodd\" d=\"M48 1H49L48 3H52V4H54V3L57 2V0H48ZM55 1H56V2H55ZM58 1H59V0H58ZM77 1H78V0H60L59 4H57L59 7L57 6L58 8L55 7V8H57V9H55V8L53 9V10H55V13L50 12L52 8L50 9V11H49V13H48V17H49L50 19H46V18H45V19L47 20V23H48V24H51V25H52L53 27H55V28H58L57 26H59V22H60V21H61L60 27H61V25L64 26L63 23H64V24L67 23V25L70 26V22L72 23L71 20H73V19H71V17L75 18L74 16H76L77 14H79V15L76 16L75 21H77L76 19L79 18V19H78V21H79L78 24H81V23L83 22V21H82V19L84 18L83 16H85L86 13H88L86 16H91L92 12L90 13V11H93V10H90L91 8H90V9L88 8V7H90V6H89L90 3H89L88 5H86V6H88V7H84V6H85L84 4L81 6V4L83 3L82 1H81V2H80V0H79L78 2H77ZM97 1H99V0H97ZM109 1H112V0H103V3L105 4V7H106V8L110 6V5H109V3H110ZM113 1H115V0H113ZM147 1H148V0H147ZM188 1L190 2V0H186L185 2H188ZM240 1H241V0H240ZM248 1H249V0H248ZM256 1H257V0H256ZM256 1H255V2H256ZM76 2H77V3H76ZM94 2H95V1H94ZM119 2H120V1H119ZM241 2H242V1H241ZM241 2H240V3H241ZM245 2L248 4L247 0L243 2L244 4L241 3V4H242V5H241V6H242L241 9L243 8V9H242L243 11L245 10V7H246ZM251 2L253 3V0H252ZM80 3H81V4H80ZM85 3H86V2H85ZM103 3L101 2V4H103ZM114 3H116V2H114ZM120 3H121V2H120ZM144 3H145V2H144ZM144 3H143V5H144ZM146 3H147V2H146ZM148 3H149V2H148ZM152 3H153V0H152ZM157 3H159V5H158ZM161 3H162L161 0H160L159 2H158L157 0H156V1L154 0V6H155V4H156V6H158V7L161 6L160 8H162L163 11H165V7H166V11L168 10V12H169V11H171V12L174 11L173 9H175V11L178 12V10L182 9V8L185 7V6H186V8H188L187 4L185 5L184 3H183V5H182V3H177V4H181L183 7H182L181 5L177 6L176 3L174 4V6H172L173 3H167V4H166L167 6H168V4H170V6H168V8H167V6L164 7V4H161ZM233 3H234V4H235V3H236V4H237V3L239 4V0L234 1ZM252 3L249 2V5H247V6H248V7L251 6ZM256 3H257V2H256ZM75 4H80L79 6H81V7L77 6V9L79 8V9L77 10V9L74 7ZM86 4H87V3H86ZM99 4H100V3H99ZM99 4L97 5V3L95 2V5H97V7H99V8L102 9V7H100L101 5H99ZM104 4H103V5H104ZM110 4H111V3H110ZM116 4H117V3H116ZM116 4H115V5H116ZM118 4H119V3H118ZM121 4H122V3H121ZM121 4H119L118 7H119ZM131 4H133V2H132ZM171 4H172V5H171ZM189 4H192V2L189 3ZM236 4H235L234 6H237ZM90 5H91V4H90ZM95 5H92V6L95 7ZM150 5H151V3H150ZM184 5H185V6H184ZM243 5H245V6L243 7ZM253 5H254V4H253ZM253 5H252L250 8L253 9V7L255 6V5H254V6H253ZM54 6H55V4H54ZM144 6H145V5H144ZM156 6H155V7H156ZM20 7H21V6H20ZM20 7H19V9H20ZM93 7H92V9H94ZM97 7L95 8L96 10H97ZM103 7H104V6H103ZM118 7H117V8H118ZM172 7H173V8H172ZM238 7H239V6H238ZM255 7H256V6H255ZM85 8H87V9L85 10ZM113 8H114V7H113ZM117 8H116V9H117ZM225 8H226V7H225ZM225 8H223V9L220 8V9H221V10H224ZM256 8H257V7H256ZM0 9H1V8H0ZM101 9H100V10H101ZM108 9H109V11L111 12L110 9H112V7H111V8H108ZM108 9H107V10H108ZM148 9H149V8H148ZM148 9H147V10H148ZM162 9H160V10H162ZM170 9H171V10H170ZM176 9H177V10H176ZM183 9H185V8H183ZM236 9H237V7H232V5H231V7H230V8H227L226 11H227V12H230V14H231V12L234 13V11H235ZM241 9H240V10H241ZM252 9H251V10H252ZM53 10H52V11H53ZM75 10H76V12H75ZM87 10H88V11L90 10V11L87 12ZM96 10H95V11H96ZM102 10H104V8H103ZM107 10L105 9V11H107ZM112 10H115V8L112 9ZM237 10H239V9H237ZM247 10H249V8H248ZM247 10H245L244 13H245V12L247 13ZM251 10H250V11H251ZM68 11H70V13H69ZM98 11H99V10H97V12H98ZM166 11L163 12V14H162V13H159V16H162V17H163V16H164V13H165V14L168 13V12H166ZM226 11H225V13H226ZM253 11H257V10H253ZM97 12H96V14H99V13H97ZM100 12H101V11H100ZM102 12H103V11H102ZM68 13H69V14H68ZM89 13H90V15H89ZM103 13H105V12H103ZM111 13H113V15H115V14H114L115 11H112ZM236 13H237V12H236ZM253 13H254V12H253ZM255 13H256V12H255ZM53 14H56L59 18L57 17V18H58V19H57V18H56V15L53 16ZM96 14H95V17H94V14L92 15V16L95 18V20H97L96 18H97V16H98V15L96 16ZM100 14H101V13H100ZM142 14H143V13H142ZM222 14H223V13H222ZM43 15H44V14H43ZM43 15H42V16H43ZM80 15L83 17L82 19H81V17H79ZM109 15H110V14H109ZM251 15L253 16L254 14H251ZM39 16H40V15H39ZM67 16H70V18L68 17V18L70 19V22L68 21L69 19L66 20V17H67ZM101 16L103 17L104 15L101 14ZM105 16H106V15H105ZM140 16H141V15H140ZM236 16H238V15H236ZM255 16H256V15H255ZM255 16H253V17H255ZM99 17H100V16H99ZM102 17H101V18H102ZM107 17H108V16L105 17L106 19H103L104 24H105L106 20H108ZM137 17H138V16H137ZM157 17H158V15H157ZM162 17H161V18H162ZM214 17H215V16H213V18H212L211 20H193V21H192L191 19H189L190 21H185V22H183V24H181V26H180V24H179L180 21H179V22L176 21L175 24L177 23L180 27H179L178 25H176V26H178V28L175 30V28H176V27H175V28L173 29L174 32H173V31L170 32V35H169V34H168L169 36L167 35V36H168V39H166V40H168V41L170 42V44H171V43H172V40H175L176 37H177V35L179 34V32H181L182 30H185V29H188V28H191V27H196V26H199V25H204V26H205L206 24H209V25L212 24V23L214 24V21H215ZM240 17H241V13H240ZM240 17H239V18H240ZM253 17H250V18L252 19ZM54 18H55V20H57V21H55L56 23H58L57 26L54 24ZM91 18H92V17H91ZM101 18H99V19H101ZM103 18H104V17H103ZM109 18H110V17H109ZM159 18H160V17H159ZM243 18H244V17H243ZM243 18H241V19H243ZM80 19H81V20H80ZM85 19H86V17L83 19L84 22L87 21V20L85 21ZM89 19H90V18H89ZM216 19H217V18H216ZM241 19H240V20H241ZM5 20H6V19H5ZM58 20H59V21H58ZM90 20H91V19H90ZM95 20L93 21V18H92V21H93L94 23H93V22H90V24L87 23V22H86V23L89 24V26H91L92 23H93L92 26H94V24H96V22H98V21H95ZM237 20H238V19H237ZM73 21H74V20H73ZM100 21H101V22H100ZM182 21H183V20H182ZM11 22H12V21H11ZM68 22H69V24H68ZM99 22H100V23H103V22H102V19L99 20ZM110 22H111V21H110ZM253 22H257V18H256V21H255V20H252L251 23H253ZM108 23H109V22H108ZM162 23H163V22H162ZM162 23H161V22L159 23V26H161V27H159V26L157 25L158 27L156 26V27H155L153 30H151L150 32L145 33L144 36H146V37H151V38H152V37L156 38L155 35L158 33V30H159L160 28H161V30L164 29V30H166V31H167V29L170 28V25H169V26H168V25H167V26L165 25V24H167V23H165V24H162ZM258 23H259V22H258ZM45 24H46V23H45ZM72 24H73V23H72ZM83 24H84V26H83ZM87 24H86V25H87ZM97 24L99 25V23H97ZM97 24H96V25H97ZM106 24H107V23H106ZM106 24H105V25H106ZM109 24H110V23H109ZM161 24H162L164 27H167V28H164ZM215 24H216V23H215ZM243 24H244V23H243ZM247 24H248V23H247ZM259 24H260V23H259ZM0 25H1V24H0ZM10 25H11V24H10ZM67 25H66V26H67ZM98 25H97V26H98ZM102 25H103V24H102ZM105 25H104V26H105ZM250 25H252V24H249V25H248V28H249ZM256 25H257V24H256ZM261 25H262V24H261ZM49 26H50V25H49ZM81 26H83V28L86 27V26H85V23H82ZM100 26H101V25H100ZM104 26H102V27H104ZM106 26H107V25H106ZM239 26H240V25H239ZM244 26H245V25H244ZM246 26H247V25H246ZM254 26H255V25H252V26H250V27L257 28V27H254ZM1 27H2V25H1ZM50 27H51V26H50ZM60 27H59V28H60ZM76 27H77V26H76ZM76 27H74V25L72 26V28H74V29H75ZM78 27H80V26H78ZM261 27H262V28H261V32L264 34V26H261ZM9 28H12V27H9ZM55 28H54V29H55ZM64 28H66V27H64ZM70 28H71V26H70ZM70 28H69V29H70ZM223 28H224V27H223ZM223 28H222V29H223ZM226 28H227V27H226ZM237 28H238V27H237ZM241 28H243V26H241ZM245 28H246V27H245ZM6 29H7V28H6ZM51 29H52V28H51ZM74 29H73V30H74ZM79 29H80V28H79ZM111 29H112V28H110V30H111ZM193 29H195V28H193ZM220 29H221V27H220ZM232 29H234V28L232 27ZM258 29H260L259 26H258ZM8 30H9V29H8ZM8 30H6V31H8ZM64 30H65V29H64ZM70 30H72V29H70ZM73 30H72V31H73ZM75 30H76V29H75ZM75 30H74V31H75ZM103 30H105V29H103ZM112 30H114V28H113ZM225 30H227V29H225ZM230 30H231V29H229L228 32H230ZM237 30H238V29H237ZM246 30H247V29H246ZM246 30H245V31H246ZM249 30H250V29H249ZM249 30H247V31H249ZM253 30H256V29H253ZM1 31H2V28H1ZM45 31H46V30H45ZM72 31H71V32H72ZM76 31H77V30H76ZM220 31H222V30H220ZM242 31H243V30H242ZM68 32H69V30H68ZM71 32H70V33H71ZM77 32H78V31H77ZM104 32H106V31H104ZM104 32H101V34H99V35L97 34L96 36H94V37L92 38V42L95 44L98 40L104 39L105 34H106V33H104ZM214 32H215V31H214ZM216 32H217V31H216ZM228 32H227V36H229ZM232 32H233V31H232ZM78 33H79V32H78ZM181 33H182V32H181ZM235 33H236V32H235ZM238 33H239V32H238ZM243 33H244V32H242L241 34H243ZM254 33H255V32H254ZM262 33H261V35H263ZM146 34H147V35H146ZM214 34H216V33H214ZM220 34H221V32H220ZM222 34H223V33H222ZM222 34H221V35H222ZM232 34H233V33H232ZM239 34H240V33H239ZM246 34H247V33H246ZM248 34H250V33H248ZM251 34H252V33H251ZM67 35H69V33H68ZM77 35H78V34H77ZM77 35H75V36H77ZM179 35H180V34H179ZM233 35H234V34H233ZM237 35H238V34H237ZM157 36H158V34H157ZM222 36H223V35H222ZM222 36H221V37H222ZM77 37H78V36H77ZM223 37H224V36H223ZM232 37H233V36H232ZM232 37H231V38H232ZM243 37H244V36H243ZM217 38H218V37H217ZM226 38H228V37H226ZM229 38H230V37H229ZM231 38H230V39H231ZM235 38H236V36H235ZM240 38H241V37H240ZM240 38H239V39H240ZM244 38H245V37H244ZM76 39H77V38H76ZM213 39H214V36H213ZM221 39H222V38H221ZM230 39H229V43H230ZM239 39H238V41H239ZM241 39H242V38H241ZM67 40H69V39H67ZM155 40H156V41L154 42L155 45H157V43H160V42H157V38H156ZM226 40L228 41V39H226ZM246 40H247V39H246ZM249 40H250V44H251V43H252V42H251V39H249ZM150 41H151V40H150ZM150 41H149V42H150ZM215 41H217V40H215ZM224 41H225V40H224ZM224 41L222 40V43H223ZM232 41H233V40H232ZM236 41H237V40H236ZM241 41H243V40H241ZM252 41H256V40L253 39ZM220 42H221V41H220ZM234 42H235V41H234ZM75 43L77 44L78 41L75 42ZM215 43H216V42H215ZM255 43H257V42H255ZM76 44H74V45H76ZM172 44H173V43H172ZM172 44H171V45H172ZM219 44H220V43H219ZM238 44H239V43H238ZM238 44H237V45H238ZM243 44H244V43H243ZM245 44H246V42H245ZM245 44H244V46L246 47ZM252 44H253V46H255V45H254V42H253ZM252 44H251V45H252ZM80 45H81V43H80ZM225 45H226V44H225ZM227 45L229 46V44H227ZM241 45H242V44H241ZM241 45H238V46H241ZM247 45H248V44H247ZM70 46H72V45H70ZM158 46H161V45L158 44V45H157V48H158ZM172 46H173V45H172ZM218 46H219V45H218ZM230 46H231V45H230ZM233 46H234V45H233ZM238 46H237V47H238ZM248 46H249V45H248ZM75 47H76V46H75ZM77 47H80V46L78 45ZM77 47H76V48H77ZM161 47H162V46H161ZM161 47L158 48V49L156 48L157 50L155 51V52H157V54H159V55H162V54H165V53L169 52L170 49H171V52L175 49L174 47L168 49V46H167V48H164V47L161 48ZM216 47H217V45H216ZM237 47H236V48H237ZM250 47H251V46H250ZM72 48H73V47H72ZM72 48H71V49H72ZM80 48H82V50H84V51L87 49L85 46H84V48H86V49H84L82 46H81ZM80 48H79V50H80V52H81L82 50H81ZM229 48H231V47H229ZM241 48H242V46L240 47V49H241ZM66 49L68 50V49H70V48H69V47H66ZM73 49H74V48H73ZM73 49L70 50V51L73 52V51L75 50V52H73V53H74V54H75V53H78V48H77V49H74V50H73ZM88 49H89V48H88ZM88 49H87V51H89V54H88V52L86 51V52H87L86 55H87V56L90 55V57H91L92 55H91L90 49H89V50H88ZM240 49H239V52H240ZM254 49H255V47H254ZM256 49H259V48H256ZM67 50H66V52H68ZM168 50H169V51H168ZM175 50H176V49H175ZM175 50H174V53L177 52V51H175ZM177 50H178V49H177ZM229 50H232V48L229 49ZM233 50H235V49H233ZM233 50H232V51H233ZM244 50H245V49H244ZM244 50H243V51H244ZM249 50H250V49H249ZM252 50H253V49H252ZM252 50H250V51H252ZM60 51H62V50H60ZM76 51H77V52H76ZM84 51H82V52H84ZM151 51H152V50H151ZM179 51H180V50H178V52H179ZM203 51H204V50H203ZM217 51H218V50H217ZM220 51H222V50L219 49V52H220ZM227 51H228V50H226V53H227ZM232 51H231V52H232ZM243 51H242V53H243ZM250 51H249V52H250ZM253 51H254V50H253ZM261 51H262V50H261ZM261 51H260V52H261ZM144 52H146V51H144ZM222 52L224 53L225 51H222ZM228 52H229V51H228ZM236 52H238V51H236ZM244 52H245V51H244ZM249 52H248V53H249ZM9 53H10V52H9ZM50 53H51V52H49V54H50ZM54 53H55V52H54ZM57 53H59V52H57ZM64 53H65V52H64V50H63V54H64ZM149 53H150V51H149ZM174 53H169V55H170V54L172 55V54H174ZM215 53H216V52H215ZM220 53H221V52H220ZM234 53H235V52H234ZM256 53H258V52H256ZM261 53H262V55H263L264 52L262 51ZM55 54H56V53H55ZM74 54H73V55H74ZM80 54H81V53H80ZM140 54H141V52H140ZM167 54H168V53H167ZM228 54H230V53H227V55H228ZM238 54H239V53H238ZM7 55H8V53H7ZM47 55H48V53H47ZM52 55H53V53H52ZM56 55H57V54H56ZM65 55H66V54H65ZM67 55H68V53H67ZM69 55H70V54H69ZM73 55H72V56H73ZM75 55H76V54H75ZM169 55H168V56H169ZM182 55H183V54H182ZM182 55H181V56H182ZM214 55L217 56V55H219V54L217 53V54H214ZM225 55H226V54H225ZM239 55H240V54H239ZM242 55H243V54H242ZM250 55H251V54H250ZM84 56H85V54H84ZM84 56H83V57H84ZM144 56H145V55H144ZM144 56H143V57H144ZM165 56H166V55H165ZM221 56H222V54H221ZM221 56H219V57H221ZM234 56H235V55H234ZM258 56H259V53H258ZM7 57H8V56H7ZM46 57H47V56H46ZM52 57H53V56H52ZM74 57H75V60H76V56H74ZM74 57H73V58H74ZM78 57H80L79 54H78ZM78 57H77V58H78ZM93 57H94V56H93ZM182 57H184V56H182ZM213 57H214V56H213ZM228 57H229V56H228ZM237 57H238V56H237V54H236V58H237ZM239 57H240V56H239ZM243 57H245V56H243ZM247 57H249V55H248ZM5 58H6V56H5ZM5 58H4V59H5ZM61 58H62V57H61ZM86 58H87V57H86ZM146 58H148L147 55H146ZM153 58H154V57H153ZM155 58H157V57L155 56ZM155 58H154V59H155ZM160 58H161V57H160ZM166 58H168V57H166ZM217 58H218V57H217ZM223 58L226 59L225 57H222V59H223ZM240 58H241V57H240ZM10 59H11V58H10ZM14 59H15V58H14ZM66 59L69 60L70 58H66ZM66 59L63 60V61L66 62V61H67ZM78 59H80V58H78ZM91 59H93V58H90V60H91ZM158 59H159V58H158ZM161 59H162V58H161ZM185 59H186V57H184L183 60L185 61ZM193 59H194V58H193ZM215 59H216V57H215ZM247 59H249V58H247ZM8 60H9V59H8ZM8 60H6V61H8ZM42 60H44V59H42ZM70 60H72V59H70ZM73 60H74V59H73ZM83 60H84V59H83ZM87 60H88V59H87ZM90 60H89V61H90ZM155 60H156V59H155ZM220 60H221V58H220ZM232 60L234 61L235 59L232 58ZM0 61H2V60H0ZM16 61H17V60H16ZM78 61H79V60H78ZM81 61H82V60H80L79 62H81ZM89 61H88V62H89ZM96 61H97V60H96ZM96 61H95V59H93V60L90 61V63L92 64L93 62H95L94 64H96ZM144 61H145V60H144ZM165 61H166V60H165ZM184 61H182V59H181V62H180V59L178 60V62H177V66H178L177 69H180V72H181V74H183L182 76L184 77V79H185V81H186V84L189 85V83H190V85H191V82H193V83H194V82H195V83H198V82H199V83H202V80H201V79H199V78H198V79H195V78L192 79V78L188 75V74H190V73H188V69H189V68H187V67H186V64H185L187 61H185V62H184ZM188 61H189V60H188ZM230 61H231V59L229 60L228 63H230ZM233 61H232V62H233ZM237 61H238V60H237ZM244 61H245V59H244ZM248 61H249V60H248ZM3 62H4V61H3ZM3 62H2V63H3ZM14 62H15V61H14ZM71 62H72V61H71ZM75 62H76V61H75ZM82 62H83V61H82ZM82 62H81V63H82ZM85 62H86V61H85ZM145 62H146V61H145ZM240 62H241L242 64L244 63L243 60H241ZM250 62H251V60H250ZM8 63H10V62H8ZM191 63H192V62H191ZM226 63H227V61H226ZM241 63H239V64H241ZM245 63H246V62H245ZM245 63H244V64H245ZM5 64H7V63H5ZM72 64H73V63H72ZM78 64H80V63H78ZM146 64H147V63H146ZM165 64H166V62H165ZM193 64H194V63H193ZM223 64H224V63H223ZM230 64H231V63H230ZM230 64H229V65H230ZM248 64H249V63H248ZM67 65H68V64H67ZM70 65H71V64H70ZM88 65H89V64H88ZM88 65L86 64V67H87ZM139 65L142 66V64H138V67H139ZM188 65H189V63H188ZM226 65H227V64H226ZM245 65H246V64H245ZM65 66H66V65H65ZM81 66L83 67L82 64H81ZM81 66H80V65H79V66H78V65L76 66V68L78 69L77 71L71 69V70H72V72H71L70 69H68V70H70L71 75H72V76L74 75V77L78 76V74H79V72H80V76H78V78L80 79V81L83 80L84 83H81V82L79 81V79L74 78V79L77 80V81L74 80V79L72 80V81H75V82H73V84L75 83V86L72 84V85L74 86V87H72V86L70 85V83L68 82L69 85H70V87H72V88H74V89L80 87V89L82 88L81 90L83 91V89L86 90V88H84L83 85H85V82H88V85H89V86H86V87H88L87 89L91 90V92L89 91V93H92V92L94 93V90H97V93H100V92H101V94H100V96L102 95L101 97H104L103 94H104L105 97H106L107 94H109V93L107 92V90H108V86L105 85V82H106V81L104 80V78L106 79V77L103 78V76H105V75H103V73H104L103 70L100 72V73H102V75L99 73V74H100V77H98L99 75H98V76H97V75H94L95 69H97L98 64L95 65V67H94V72H93L92 70H90V71H92V72H90L91 74L89 73L90 75L84 73V72H83L84 70H83L82 68L79 69ZM91 66H92V65H91ZM91 66H89V67H91ZM145 66H146V65H145ZM163 66H164V63H163ZM223 66H225V65H223ZM66 67H68V66H66ZM78 67H79V68H78ZM89 67H87V68H89ZM161 67H162V66H161ZM217 67H219V66H217ZM236 67H237V66H236ZM236 67H235V68H236ZM242 67H244V66H242ZM249 67H250V66H249ZM249 67H248V68H249ZM2 68H3V67H2ZM6 68H7V67H6ZM8 68H9V67H8ZM70 68H71V67H70ZM73 68H74V67H73ZM98 68H99V66H98ZM166 68H167V66H166ZM221 68H223V67H221ZM226 68H227V67H226ZM229 68H230V67H229ZM9 69H10V68H9ZM27 69H28V68H27ZM84 69H86V68L84 67ZM89 69H90V68H89ZM89 69H88V70H85V71H86V72H89ZM99 69H100V68H99ZM227 69H228V68H227ZM3 70H4V73H5V69H3ZM7 70H8V69H7ZM17 70H18V69H17ZM19 70H20V69H19ZM81 70H82V71H81ZM157 70H158V69H157ZM162 70L164 71V69H161L160 71L162 72ZM229 70H231V69H229ZM233 70H234V69H233ZM237 70H238V69H237ZM244 70H245V69H244ZM23 71H24V69H23ZM28 71H29V70H28ZM73 71L77 72V74H76V73H73ZM218 71H219V70H218ZM235 71H236V70H235ZM1 72H2V70H1ZM6 72H7V71H6ZM15 72H16V70H15ZM68 72H69V71H68ZM81 72H82V73H81ZM136 72H137V71H136ZM136 72L134 73V75H135L136 77H138V76L136 75ZM180 72H179V73H180ZM210 72H211V71H210ZM212 72H217V71L213 70V68H212ZM222 72H223V70H222ZM16 73H17V72H16ZM18 73H19V72H18ZM70 73H69V74H70ZM97 73H98V71L96 72V74H97ZM154 73H155V72H154ZM176 73H177V72H176ZM1 74H2V73H1ZM1 74H0V75H1ZM12 74H13V73H12ZM14 74H15V73H14ZM83 74H85V76H84ZM157 74H159V73L157 72ZM160 74H162V73H160ZM174 74H175V73H174ZM217 74H218V73H217ZM221 74H222V73H221ZM223 74H224V73H223ZM262 74H263V73H262ZM81 75H83L84 77L82 76V78H81ZM138 75H139V74H138ZM178 75H179V74H178ZM178 75H177V76H178ZM210 75H213V73H212V74L210 73ZM214 75H215V74H214ZM219 75H220V74H219ZM260 75H261V74H260ZM3 76H4V75H3ZM11 76H12V75H11ZM43 76H44V74H43ZM86 76H88V78H86ZM101 76H102V77H101ZM135 76H134V77H135ZM175 76H176V75H175ZM217 76H218V75H217ZM263 76H264V75H263ZM263 76H262V77H263ZM37 77H38V76H37ZM37 77H36V78H37ZM67 77H68V76H67ZM132 77H133V74H132ZM208 77H209V76H208ZM247 77H248V76H247ZM249 77H250V76H249ZM9 78H10V77H9ZM65 78H66V77H65ZM84 78H85L87 81H84ZM130 78H131V76H130ZM130 78H129V79H130ZM164 78H165V77H163V79L160 80L162 83L165 81ZM175 78H176V77H175ZM219 78H220V77H219ZM255 78H256V77H255ZM255 78H253V79H255ZM258 78H259V77H258ZM6 79H7V78H6ZM6 79H5V81H6ZM11 79H12V77L10 78V81H11ZM41 79H42V78H41ZM41 79H40V81H41ZM44 79H45V78H44ZM52 79H53V78H52ZM81 79H82V80H81ZM126 79H127V78H126ZM165 79H166V78H165ZM176 79H177V78H176ZM176 79H173V80H176ZM220 79H221V78H220ZM247 79H248V78H246V80H247ZM253 79H252V80H253ZM256 79H257V78H256ZM42 80H43V79H42ZM55 80H56V77H54V81H55ZM63 80H64V79H63ZM88 80H89V81H88ZM127 80H128V79H127ZM131 80H132V79H131ZM178 80H179V79H178ZM178 80H177V81H178ZM242 80H245V78L242 79ZM242 80H241V82H242ZM246 80H245V82H246ZM248 80H249V79H248ZM252 80H251V81H252ZM259 80H261V78H260ZM259 80H258L257 82H259ZM262 80H264V79H262ZM43 81H44V80H43ZM66 81H67V80H66ZM129 81H130V80H129ZM147 81H148V80L146 79V80L144 81V84H143L142 86L147 85ZM160 81L156 82L157 84H156V83H153V84H156V85H154V86H153V84H150V87H152V90H151V88L149 87L150 90H151V94H150V91H148V90H147V91H148L147 94H146V92H145L146 95H149V94H150V97H151V95H152L151 98H154L153 102H155L156 104H157V103H160V104L163 106L164 98H163V99L161 98V99L163 100V102L161 101V102H162V103H161V102H156L155 100H157V99H155V97H160V96L163 97V96H166L165 93H168V96L170 95V98H171V96H172L171 94H173V97L175 96V97H177V99L179 98V95H178V96H177L176 94L174 95L173 89L170 91V89H171L170 87H171V86H170V87L166 86V87L170 88L169 90H168V88H166V87L164 86L165 84L168 85L169 83H167V82L165 81L166 83L164 82L165 84H164V83L162 84ZM182 81H183V80H182ZM196 81H198V82H196ZM1 82H2V81H1ZM8 82H9V81H8ZM70 82H71V81H70ZM90 82H91V83H90ZM93 82H97V83H94V85H97L96 88L98 87L99 90H98V88H97V89L93 88V91H92V84H93ZM133 82H134V81H133ZM178 82H179V81H178ZM255 82H256V81H255ZM37 83H38V81H37ZM53 83H57V84L59 85L58 82H53ZM71 83H72V82H71ZM76 83H77V84H76ZM129 83H130V82H129ZM131 83H132V81H131ZM159 83H161V84H159ZM193 83H192V85H193ZM249 83H250V82H249ZM251 83H252V82H251ZM253 83H254V82H253ZM1 84H2V83H1ZM11 84H12V82H11ZM38 84L40 85V83H38ZM62 84H63V83H62ZM62 84L60 85L59 89L61 88ZM66 84H67V83H66ZM82 84H83V85H82ZM86 84H87V83H86ZM3 85H4V83H3ZM41 85H42V83H41ZM54 85H55V84H54ZM76 85H77V86H76ZM78 85H80V86H78ZM81 85H82V86H81ZM148 85H149V83H148ZM148 85H147V86H148ZM158 85H159V86H158ZM10 86H11V85H10ZM10 86H9V88H11ZM66 86H67V85H66ZM147 86H146V87H147ZM6 87H7V85H6ZM6 87H5V88H6ZM12 87H13V86H12ZM70 87L68 86V89H69ZM89 87H90V88H89ZM93 87H94V86H93ZM153 87H155V88L153 89ZM156 87H157V88H156ZM159 87H160V89H161V87H164V88H166V89H165V90L162 89V90H164V91H162V90L159 89ZM40 88H41V86H40ZM62 88H64V87H62ZM144 88H145V87H144ZM147 88H148V87H147ZM0 89H2V87H1ZM13 89H14V88H13ZM18 89H19V88H18ZM21 89H23V88H21ZM68 89H65L66 92H67ZM78 89H79V88H78ZM142 89H143V87H142ZM8 90H10V89H8ZM23 90H24V89H23ZM23 90H22V92L26 91L27 89L24 90V91H23ZM28 90H29V89H28ZM65 90H63V91H65ZM5 91H7V89H6ZM12 91H13V90H11L10 92H12ZM42 91H43V90H42ZM69 91L72 93L73 89L70 88V89L68 90V92H69ZM99 91H100V92H99ZM111 91L114 92L113 90H111ZM160 91H161V92H160ZM169 91H170V94H169ZM30 92H31V90H30ZM32 92H33V91H32ZM68 92H67V94L70 95V92H69V93H68ZM73 92H74V91H73ZM84 92H85V91H84ZM112 92H111V93H112ZM156 92H157V93H156ZM158 92H159V93H158ZM164 92H165V93H164ZM172 92H173V93H172ZM4 93H6V92H4ZM19 93H20V92H19ZM39 93H40V92H39ZM64 93H65V92H64ZM102 93H103V94H102ZM106 93H107V94H106ZM114 93H115V92H114ZM114 93H113V94H114ZM142 93H143V92H142ZM142 93H141V94H142ZM152 93H154V94H152ZM161 93H162V94L164 93L165 95H162ZM263 93H264V92H263ZM13 94H14V93H13ZM20 94H21V93H20ZM20 94H19V95H20ZM28 94H29V92L27 93V96H24L23 98L25 99V97H28ZM32 94H33V93H32ZM95 94H96V93H95ZM117 94H118V93H117ZM145 94L143 93L144 96H146ZM155 94H158L159 96H158V95L154 96ZM1 95H2V94H1ZM19 95H18V96H19ZM24 95H25V93H24ZM92 95H93V94H92ZM96 95H97V94H96ZM110 95H111V94H109V96H110ZM143 95H142V96H143ZM221 95H222V94H221ZM221 95H220V96H221ZM261 95H262V93L260 94V96H261ZM2 96H3V95H2ZM8 96H9V95H8ZM15 96H16V95H15ZM37 96H38V95H37ZM40 96H41V95H40ZM40 96H39V97H40ZM44 96H45V95H44ZM48 96H49V94H48ZM100 96L97 95L98 98H99ZM114 96H116V93H115ZM118 96H119V95H117V97H114V98H116V100H117V99L119 98ZM144 96H143V97H144ZM212 96L215 98L214 95H211V96H209V97H212ZM223 96H224L225 99H223V100L220 101V102H222V103H218V102H219L218 100L222 99ZM223 96H221L222 98L216 96L215 99L212 97V98H213L212 101L215 100L216 103L213 102V103L210 104V106L208 105V103L205 102V100H207V99H205V98L208 97V95L205 96L204 98H202L203 101L206 103V105H205V103L203 104L204 107L207 106V109H208V106H209V109H210V110H212L211 108H214L213 111L220 112V113H218V114H217V112H215V114L212 112L213 115H212V113H211L210 115H209V114L206 115V112H207V111L205 112V115H206L205 117H206V119H208L207 121H208V123H209V126H207L206 131L217 128V129L220 130L221 133H223L224 135H227V134H230V133L234 130V127H236V130H237V131H242V128H247V129H249V130H251V131L253 130L254 133H255V131H256L257 133H260V134L262 133V134H264V128H263L264 126L260 128V126L257 125V123H261V122H259V121H260L261 119L263 120V119H264V118H263L264 116L258 115V116H260V117L258 118V120L255 118V119L257 120L256 125L250 124V123L246 122L247 120L244 121L245 118H244V116H243V114L246 116V115H247V111L250 110V109H248V110H246V111L243 110V112H242L241 109H240V108L242 107V105H241L240 108H238V109H240V111L238 110V112H237V109H236V108H233V110L235 109L236 111H235V112H232V111L230 112L229 109H231L233 106L235 107V105L237 106L238 98H237V102H236V100H235L234 97L231 98V97H228V96H227V97H228V98H227V97L225 96V94H224ZM9 97H10V96H9ZM11 97H12V96H11ZM11 97H10V98H11ZM20 97H21V96H20ZM29 97H30V96H29ZM32 97H33V95H32ZM94 97H96V96H94ZM97 97H96V100L98 99ZM105 97H104V98H105ZM146 97H147V96H146ZM146 97H145V98H146ZM150 97L148 96L145 100L148 99V102H149V100H150L149 103H150V104H153V103L151 102L152 99H151ZM166 97H167V96H166ZM202 97H203V96H202ZM261 97H263V96H261ZM3 98H4V97H3ZM5 98H6V97H5ZM34 98H36V97H34ZM45 98H47V97H45ZM109 98L112 99L113 97H112V98L109 97ZM167 98H169V97H167ZM217 98H218V99H217ZM219 98H220V99H219ZM229 98H230V99H229ZM11 99H12V98H11ZM24 99H23V101H24ZM26 99H27V98H26ZM36 99H37V98H36ZM42 99H43V97H42ZM99 99L101 100L102 98H99ZM99 99H98L97 101H99ZM105 99H106V98H105ZM107 99H108V98H107ZM143 99H144V98H143ZM159 99H160V98H159ZM210 99H211V98H210ZM226 99H227V100H226ZM232 99L235 100L234 103H233V100H232ZM261 99H262V98H261ZM263 99H264V97H263ZM6 100H7V99H6ZM28 100H30V98H29ZM38 100H39V99H38ZM43 100H44V99H43ZM46 100H47V99H46ZM46 100H45V101H46ZM48 100H50V99L48 98ZM116 100H114V103H115ZM166 100H167V99H166ZM166 100H165V102H166ZM208 100H209V99H208ZM216 100H217V101H216ZM225 100H226V101H225ZM231 100H232V101H231ZM0 101H2V99H1ZM4 101H5V100H4ZM7 101H8V100H7ZM30 101H31V100H30ZM30 101H27V102H30ZM39 101H40V100H39ZM39 101H38V102H39ZM105 101H106V100L103 99L104 104H108L109 106H110L111 104H113V103H111V101H113V100H110V102H108V103H105ZM107 101H108V100H107ZM159 101H160V100H159ZM229 101H230V102H229ZM12 102H13V101H12ZM43 102H44V101H43ZM120 102H121V101L118 102V100H117L118 107H119L118 109H120V112L122 111L123 113H124V112H128V113H129V114L126 113L127 116H128V115L131 116V119H132V120H130L129 122L133 121V118H134L135 121H136V119H137L138 122L136 123V122L134 121V122H133L134 124L132 123L133 125H135V124L137 125L138 123H141V124H139V125H137V126H141V125L143 124L142 127H141L142 129H143V126H147V123H149L147 119H146V120H147V121H146L144 118H138V115L136 116L137 113L135 114V112H134V111H135L134 108H133V109H134V111H133V110H132L129 106H127L125 103L123 104V103H120ZM145 102H146V101H145ZM145 102H143V103H145ZM148 102H147V103H148ZM209 102H211V100H209ZM223 102H224V103H223ZM227 102H228V104H227ZM14 103H17V100H16V102H14ZM23 103H24V102H23ZM34 103H35V102H34ZM34 103H33V104H34ZM44 103H46V102H44ZM155 103H154V104H155ZM217 103H218V105H217ZM230 103H233L234 105H233V104H230ZM235 103H236V104H235ZM12 104H13V103H12ZM24 104H25V103H24ZM24 104H23V105H24ZM28 104H29V103H28ZM31 104H32V103H31ZM36 104H37V101H36L35 105H36ZM39 104H40V103H39ZM42 104H43V103H42ZM101 104H102V103H101ZM145 104H146V103H145ZM156 104H155V105H156ZM213 104H214V106L217 105V106H216V107H217V108H216L217 110H215V107L213 106ZM222 104H223V106L225 105V107H226V105H233V106H232V107L229 106L228 109H226V108L224 107V108H225V110H224ZM5 105L8 106V104H6V102H5ZM10 105H11V104H10ZM15 105H16V104H15ZM35 105H34V106H35ZM37 105H38V104H37ZM37 105H36V106H37ZM43 105H44V104H43ZM43 105H41V108H42ZM102 105H103V104H102ZM148 105H149V104H147V106H148ZM158 105H159V104L156 105L157 107H156V106L154 107V105H153L154 109H159V110L163 109L161 106H159V107H161V108H159ZM211 105H212L213 107H212ZM19 106H20V105H19ZM96 106H97V108H98V105H96ZM99 106L101 107V105H99ZM104 106H105V105H104ZM104 106H102L103 108H102V107H101V108L99 107L100 109H102L101 111H100V109L98 110V111H100L99 114L103 113V112H104L103 109H106V108L108 107V106H107V107L105 106V108H104ZM150 106H152V105H150ZM218 106H219L220 108H218ZM0 107H1V108H4V107H2V106H0ZM9 107H10V106H9ZM12 107H13V106H12ZM17 107H18V106H17ZM17 107H16V109H17ZM20 107H21V106H20ZM24 107H26V106H24ZM38 107H39V106H38ZM46 107H47V105H46ZM113 107H114V106H113ZM115 107H116V106H115ZM148 107H149V106H148ZM153 107H152V110H150V111H153V110H154ZM204 107H203V109L206 108V107H205V108H204ZM227 107H228V106H227ZM230 107H231V108H230ZM6 108H7V107H6ZM18 108H19V107H18ZM27 108H28V105H27ZM34 108H36V107H34ZM43 108H44V107H43ZM143 108H144V107H143ZM221 108H223V109H221ZM10 109H11V108H10ZM12 109H13V108H12ZM12 109H11V110H12ZM22 109H23V108H22ZM24 109H25V111H26V108H24ZM32 109H33V108H32ZM36 109H37V108H36ZM36 109H35V111H36ZM44 109H45V108H44ZM44 109H43V110L41 109V110L44 111ZM46 109H47V108H46ZM48 109H49V111H50V108H48ZM118 109H117V110H118ZM146 109H147V108H146ZM164 109H165V108H164ZM164 109L161 110V111H159V110H158V111H159L160 113H161L162 111H163L162 113H165V110H164ZM207 109H206V110H207ZM242 109H244V108H242ZM261 109H262V111H261ZM13 110H15V109H13ZM27 110H28V109H27ZM41 110H38V111H41ZM108 110H109V109H108ZM147 110H148V109H147ZM218 110H219V111H218ZM222 110H223V111H222ZM15 111H16V110H15ZM19 111H21V110H19ZM22 111H23V110H22ZM38 111H37V112H38ZM221 111H222V112H221ZM226 111H227V112H226ZM12 112H13V111H12ZM12 112H11V113H12ZM32 112H33V111H32ZM32 112H29V113H32ZM45 112H46V111H45ZM136 112H137V111H136ZM153 112H155V111H153ZM240 112H242L243 114H242V115H238L237 113H240ZM244 112H245V113H244ZM248 112L251 113V111H248ZM256 112H257V113H259V112H261V113L264 112V105H263L262 108L258 109ZM15 113H16V112H14V114H15ZM29 113H27L26 115L28 116ZM38 113H40V112H38ZM42 113H43V112H42ZM42 113H41L40 115H42ZM147 113H150V112H147ZM156 113H158L157 110H156ZM156 113H155V115H156ZM209 113H210V111H209ZM19 114H20V113H19ZM36 114H37V113H36ZM43 114H44V113H43ZM48 114H49V113H48ZM51 114H52V113H50L49 116H50ZM24 115H25V113H24ZM46 115H47V114H46ZM162 115H163V114H162ZM20 116H21V115H20ZM33 116H34V113H33ZM36 116H37V115H36ZM102 116H103V115H101V117H102ZM149 116L152 118L153 115L151 114V115H149ZM158 116H159V115H158ZM170 116H172V115L170 114ZM207 116H208V118H207ZM209 116H210V118H209ZM249 116H250V115H249ZM17 117H18V115H17ZM17 117H16V118H17ZM24 117H25V116H24ZM29 117H30V116H29ZM41 117H42V116H41ZM104 117H105V116H104ZM108 117H110V116H108ZM154 117H155V116H154ZM154 117H153V118H154ZM203 117H204V114H203ZM247 117H248V116H247ZM18 118H20V117H18ZM38 118H39V117H38ZM38 118H37V119H38ZM46 118H47V116H46ZM46 118H45V119H46ZM51 118H52V116L50 117V119H51ZM126 118H127V120H129V119H128L129 117H126ZM153 118H152V119H153ZM155 118H156V117H155ZM243 118H244V119H243ZM260 118H261V119H260ZM14 119H15V117H14ZM14 119H13V120H14ZM21 119H22V118H21ZM23 119H24V118H23ZM26 119H28V118H26ZM157 119H159V118L157 117ZM247 119H248V118H247ZM255 119H254V120H255ZM30 120H31V119H30ZM32 120H35V119H32ZM39 120H40V119H39ZM43 120H44V118H43ZM43 120H42V121H43ZM47 120H48V118H47ZM249 120H251V119H249ZM15 121H16V120H15ZM17 121H18V119H17ZM26 121H27V120H26ZM42 121H41V122H42ZM19 122H20V120L18 121V123H19ZM38 122H39V121H38ZM250 122H251V121H250ZM263 122H264V121H263ZM18 123H16V125H15V124H13V125L17 126ZM31 123H32V121H31ZM31 123H30V124H31ZM34 123H35V122H34ZM45 123H46V122H45ZM25 124H26V123H25ZM30 124H29V127H30ZM42 124H43V123H42ZM132 124H131V125H132ZM230 124H232V125L229 126ZM22 125H23V124H22ZM26 125H27V124H26ZM45 125H46V124H45ZM149 125H150V124H149ZM27 126H28V125H27ZM36 126L38 127L37 122H36ZM40 126H41V123H40ZM21 127H22V126H21ZM32 127H33V126H32ZM41 127H42V126H41ZM43 127H44V125H43ZM132 127H134V126H132ZM147 127L149 128V126H147ZM147 127L144 128V129H145V130L148 129ZM16 128H17V127H16ZM22 128H23V127H22ZM26 128H27V127H26ZM26 128H25V130H26ZM46 128H48V127L46 126ZM130 128H131V127H130ZM134 128L136 129V131H130V132L133 133V135H131L132 133H130V135H131V136H134L135 139L137 138V135H138V137H139V136L142 137V135H143L142 132H145V130L143 129L144 131H143V130H140V131H139V129H137L136 127H134ZM27 129H29V128H27ZM33 129H34V128H33ZM37 129H38V128H37ZM131 129H133V128H131ZM131 129H129V130H131ZM121 130H122V129H121ZM137 130H138V131H137ZM28 131H29V130H28ZM47 131H48V129H47ZM47 131H46V132H47ZM146 131H147V130H146ZM17 132H18V130H17ZM26 132H27V131H26ZM26 132H25V134H26ZM39 132H40V131H38V133H39ZM134 132L137 133L136 136H135ZM140 132H141V133H140ZM27 133H29V132H27ZM30 133H31V132H30ZM41 133H42V132H41ZM41 133H39V134H41ZM34 134H35V130H34L33 135H34ZM36 134H37V133H36ZM44 134H46V133L43 132L42 135H44ZM130 135H129V137H130ZM24 136H25V135H24ZM24 136H23V138H24ZM26 136H27V135H26ZM28 136H30V135H28ZM35 136H36V135H35ZM37 136H38V135H37ZM39 136H40V135H39ZM31 137H33L32 134H31ZM102 137H103V136H102ZM25 138H26V137H25ZM37 138H38V137H37ZM104 138H105V137H104ZM112 138H113V137H111V139H110V141H112L111 143L116 144L115 142L118 140L117 142L119 143V146H120V144H121V146H123V145H122V141H124V142H126V143L129 141V142L131 143V140H128V139H123V138H122V140H121V137H118L117 139H115V138H116V137H115V138H113V140H112ZM119 138H120V139H119ZM27 139H28V137H27ZM62 139H63V138H62ZM79 139H80V138H79ZM97 139H99V138H97ZM102 139H103V138H102ZM29 140H30V138H29ZM31 140L33 141V140H35V138H34V139L31 138ZM31 140H30V141H31ZM60 140H61V139H60ZM63 140H67V139H63ZM63 140H62V141H63ZM68 140H69V142H70V141L72 140V138H71V140H70V139H68ZM77 140H78V139H77ZM95 140H96V139H95ZM127 140H128V141H127ZM9 141H10V140H9ZM11 141H13V140L11 139ZM11 141H10V143H11ZM24 141H27V140H24ZM35 141H36V140H35ZM73 141L75 142V140H73ZM92 141H93V140H92ZM96 141H97V140H96ZM98 141H100V140H98ZM110 141H109V144H110ZM119 141H121V143H120ZM133 141L135 142V140H133ZM136 141H137V140H136ZM57 142H58V140H57ZM90 142H91V141H90ZM90 142H89V143H90ZM94 142H95V141H94ZM6 143H7V141H6ZM13 143H14V142H12V144H13ZM30 143H31V142H30ZM58 143H59V142H58ZM58 143H57V144H58ZM62 143L65 144L66 141H64V142H62ZM67 143H68V142H67ZM67 143H66V144H67ZM76 143H77V142H76ZM89 143H88V144H89ZM91 143H93V142H91ZM97 143L99 144V142H97ZM97 143H96V146H97ZM126 143H125V144H126ZM130 143H129V144L127 143V145H130ZM8 144H9V143H8ZM60 144H61V142H60ZM68 144H69V143H68ZM74 144H75V143H73V145H74ZM77 144H78V143H77ZM123 144H124V143H123ZM132 144H133V143H132ZM132 144H131V146L133 147ZM5 145H6V144H5ZM15 145H16V144H14L13 147H15ZM17 145H18V144H17ZM26 145H27V144H26ZM55 145H56V144H55ZM70 145L73 147L72 143H71ZM70 145H69V146H70ZM75 145H76V144H75ZM85 145H86V144H85ZM85 145H84V146H85ZM94 145H95V144H94ZM112 145H113V144H112ZM116 145H118V144H116ZM116 145H115V146H116ZM127 145H126V146H123V147H119V146H117V147L120 148V149H123V150H124L125 147H127ZM135 145H136V143H135ZM6 146H7V145H6ZM9 146H10V145H9ZM20 146H21V145H20ZM63 146H64V145H63ZM71 146H70V147H71ZM92 146H93V145H92ZM131 146H130V147H131ZM10 147H11V146H10ZM21 147H22V146H21ZM21 147H20V148H21ZM53 147H54V146H53ZM58 147H59V146H58ZM72 147H71V148H72ZM76 147H77V145H76ZM76 147H73L72 151H74V148H76ZM88 147H91V145L88 146ZM113 147H114V145H113ZM117 147H116V148H117ZM132 147H131V148H132ZM134 147H136V146H134ZM134 147H133V148H134ZM24 148H25V147H24ZM56 148H57V146L54 147V150H55ZM60 148H61V147H60ZM60 148H59V149H60ZM64 148H65V147H64ZM85 148H87V147H85ZM93 148H94V146H93ZM93 148H92V149H93ZM2 149H3V148H2ZM8 149H9V148H8ZM12 149H13V148H12ZM14 149H16V148H14ZM43 149H44V148L41 149V150H42V151H41L42 153L45 151V150L43 151ZM52 149H53V148H52ZM57 149H58V148H57ZM61 149H62V148H61ZM66 149H67V148H66ZM66 149H63V150H65V152H67ZM69 149H70V148H69ZM88 149H89V148H88ZM17 150H18V149H17ZM22 150H23V149H22ZM67 150H68V149H67ZM115 150H117V149H115ZM126 150L128 151V148L125 149V154H127V153H126ZM129 150H130V148H129ZM133 150H134V149H132V150H130V151L132 152ZM5 151H6V150H5ZM5 151H3V152L6 153ZM8 151H9V150H8ZM10 151H11V150H10ZM18 151H19V150H18ZM55 151H57V150H55ZM72 151H71V152H72ZM130 151H129L128 154H130ZM0 152H1V151H0ZM39 152H40V151H39ZM41 152H40L39 154H41ZM52 152H53V151H52ZM59 152H60V151H59ZM62 152H63V151H62ZM118 152H120V151H118ZM37 153H38V152H37ZM54 153H55V152H54ZM73 153L75 154V152H72V155H73ZM10 154H12V152H11ZM44 154H45V153H44ZM48 154H49V153H47V157H48ZM64 154H65V153H64ZM67 154H70V153L68 152ZM67 154H66V155H67ZM123 154H124V152H123ZM5 155H6V154H5ZM8 155H9V154H7V156H8ZM37 155H38V154H37ZM37 155H36V156H37ZM45 155H46V154H45ZM45 155H44V156H45ZM66 155H65V156H66ZM72 155H71V157H72ZM7 156H6V157H7ZM62 156H63V155H62ZM68 156H69V158H70V155H68ZM40 157L43 158L42 155H41ZM0 158H2V157L0 156ZM36 158H38V157H36ZM42 158H39V159L42 160ZM49 158H51L50 154H49ZM39 159H38L37 162H39ZM47 159H48V158H47ZM52 159H53V158H52ZM62 159H63V158H62ZM64 159H65V157H64ZM66 159H67V156H66ZM78 159H79V158H78ZM80 159H81V158H80ZM83 159H84V158H83ZM4 160H5V157H4ZM45 160H46V158H45ZM45 160H44V161H45ZM53 160H54V159H53ZM60 160H61V159H60ZM60 160H58V161H60ZM67 160H68V159H67ZM81 160H82V159H81ZM85 160H86L87 162H91V161H88L89 159H87V158H85ZM85 160H82V165L80 166L81 169L83 170V172H85L87 169L91 168V167H88V166H87L88 163H87ZM133 160H134V159H133ZM133 160H131V161L133 162ZM1 161H2V159H1ZM1 161H0V162H1ZM5 161H6V160H5ZM7 161H8V160H7ZM7 161H6V162H7ZM34 161H35V160H34ZM44 161H43V162H44ZM50 161H52V160H50ZM79 161H80V160H79ZM121 161H123V160H121ZM2 162H3V161H2ZM6 162H5V163H6ZM45 162H47V160H46ZM55 162H56V160H55ZM65 162H66V161H65ZM65 162H64V163H65ZM123 162H124V161H123ZM41 163H42V162H41ZM51 163H52V162H51ZM80 163H81V161L79 162V164H80ZM92 163H93V162H92ZM92 163H89V164H92ZM119 163H121V162L119 161ZM1 164H3V163H1ZM1 164H0V165H1ZM35 164H36V163H35ZM38 164H39V163H37V166H39ZM45 164H47V163H45ZM66 164H67V163H66ZM93 164H94V163H93ZM3 165H4V164H3ZM33 165H34V164H33ZM48 165H49V164H48ZM51 165H52V164H51ZM53 165H54V164H53ZM53 165L51 166V169H52ZM56 165H57V164H56ZM59 165L61 166V164H59V162H58V166H59ZM68 165H69V164H68ZM99 165H100V164H99ZM101 165H102V164H101ZM101 165H100V166H101ZM136 165H137V164H136ZM37 166H35V169H36ZM42 166H43V165H42ZM42 166H40V167H42ZM46 166H47V165H46ZM69 166H70V165H69ZM74 166H75V165H74ZM77 166H78V165H77ZM92 166H93V165H92ZM104 166H105V165H104ZM117 166H118V165H117ZM117 166H116V167H117ZM122 166H123V165H122ZM0 167H1V166H0ZM55 167H56V166H55ZM55 167H54V169H55ZM63 167H64V164H63ZM70 167H71V166H70ZM98 167H99V166H98ZM101 167H102V166H101ZM116 167H115V169H116ZM126 167H127V166H126ZM1 168H2V167H1ZM33 168H34V167H33ZM37 168H38V167H37ZM45 168H46V167H45ZM58 168H59V167H56V169H58ZM61 168H62V167H61ZM64 168H68V167L65 166ZM71 168H73V167H71ZM93 168H94V167H93ZM113 168H114V167H113ZM127 168H128V167H127ZM43 169H44V167H43ZM46 169H47V171H49L48 168H46ZM46 169H45V170H46ZM62 169H63V168H62ZM74 169H75V168H74ZM74 169H73V170H74ZM77 169H78V168H76V170H77ZM91 169H92V168H91ZM95 169H96V168H95ZM95 169H93V170H95ZM97 169H98V168H97ZM97 169H96V172H97ZM99 169H100V168H99ZM102 169H103V167H102ZM111 169H112V168H111ZM121 169H122V168H121ZM37 170L40 171L41 168H40V169H37ZM45 170H44V171H45ZM66 170H67V169H66ZM76 170H74V171H76ZM82 170H81V171H82ZM104 170H105V171H106V170L108 171L107 167H106V169H104ZM104 170H100V172H101V171H104ZM109 170H110V169H109ZM123 170H124V169H123ZM3 171H4V169H3ZM35 171H36V170H35ZM53 171L55 172L56 170H53ZM58 171H61V170L58 169ZM78 171H79V170H78ZM0 172H1V171H0ZM33 172H34V171H33ZM33 172H32V173H33ZM40 172H41V171H40ZM51 172H52V171L48 172V177H49V173H51ZM98 172H99V171H98ZM98 172L95 173L94 176H95L96 174H98ZM100 172H99V173H100ZM3 173H4V172H3ZM52 173H53V172H52ZM77 173H79V172H77ZM81 173H82V172H81ZM85 173H86V172H85ZM106 173H110V172H106ZM53 174H54V173H53ZM83 174H84V173H83ZM83 174H82V175H83ZM91 174H92V172H91V171H88L86 175H87V176H91ZM100 174H101V173H100ZM100 174H98V175H100ZM111 174H112V172H111ZM5 175H6V177H7V174H6V173H5ZM42 175H44V178H45V175H46V174H44L43 171H42ZM42 175H40V177H42ZM78 175H79V174H78ZM78 175H77V176H78ZM86 175H84V176H85L84 178H87ZM98 175H96V176L98 177ZM101 175H102V174H101ZM101 175H100V176H101ZM105 175H107V174H105ZM92 176H93V175H92ZM102 176H103V175H102ZM110 176H111V175H110ZM118 176H119V175H118ZM51 177H54V176L51 175ZM51 177H49V178H51ZM103 177H104V176H103ZM114 177H115V176H114ZM114 177H112L111 179H113ZM119 177H120V176H119ZM119 177H118V178H119ZM126 177H127V176H126ZM129 177H130V176H129ZM133 177H134V176H133ZM0 178H1V176H0ZM2 178L4 179L5 177L3 176ZM2 178H1V179H2ZM54 178L56 179V177H54ZM57 178H58V176H57ZM72 178H73V177H72ZM78 178H79V177H78ZM80 178H81V177H80ZM91 178H92V177H91ZM106 178H107V177H106ZM118 178L115 177L112 181H110V185H112V186L119 185L120 187H116V188H121V185L123 186L124 184L121 182V180L118 181ZM6 179L9 180L10 178L8 179V177H7ZM6 179H4V182H3V180H0V189H3V191H4V192H3L2 190H0V203H1L2 207H4V210L1 208V209L3 210V212H7V216H6L7 218H6V221L9 222V223L7 222L8 225L10 224V227H12L13 230L16 229V230H18V231L20 232V234H22V235H24V236H27V238L29 237L28 240H30V236L35 235L36 237H35V238L33 237V239H34L33 242H34L36 245L34 244L33 247H35V246H38V247H39V246H43V247H41V248H39V249H42V248L44 249V248H45V249H47V252H48V251L51 252L50 250H52V254H54V253H55V254H58V256H57L58 258L60 257L59 254H61V253H63V254H61V255H64V257H65V253H66V256L68 257V256L71 254V252L75 250V247L73 246L74 243H72L73 241H71V240L73 239V237L71 236L72 239L68 240V239L70 238V237H68L70 234L68 235V233L66 232V235H67V236H64V235H65L64 233L61 234V232H58V233H60L59 235H63V234H64V235H63L64 238L67 237L68 239L66 240V238L64 239L63 237H61V236L58 235V236H59V237H58L59 240H57V238L54 237V236H57V235H56V231H50V230H52V229L55 230V228L53 227L52 229L48 230V229L50 228V225H51L52 223L49 225V228H48V227H47V228H46V227L43 228V226H42V228H40V227H38V226H35V228H37V229L33 228V227H32V226H34L33 224L36 223V225H37V222L40 223V222H39L40 220H42V222H44V218H43V219H40L41 216H40V218H38L39 215H38V217H37V218L39 219V221H34V220H35L34 217H35V215H36L35 213L37 212V210H36V208H37V206H36V205H37V202H35V201L33 200L34 202H30L29 204H31V205H28V204H25V203H23L22 201H18V200H17L16 202H12V200L10 199V200H11V201H10L9 198H8V192L11 193L13 190L11 189L12 191H7V192L5 193V190H4L3 187L5 186V184H6L5 187H7V188H8V187H12V186H14L15 184H14V185H12L13 183L10 184V183L13 182V181H10V183H8V184H7V182L5 183ZM37 179H38V178H37ZM40 179H41V178H40ZM45 179H47V178H45ZM45 179H44V180H45ZM52 179H53V178H52ZM60 179H61V178H60ZM82 179H83V178H82ZM89 179H90V178H89ZM94 179H95V178H94ZM108 179H109V178H108ZM119 179H120V178H119ZM126 179H127V178H126ZM126 179H124V180H126ZM11 180H12V179H11ZM48 180H49V179H47L45 182H46L47 184H49V183L52 184V182H50L51 180H50V181H48ZM61 180H62V179H61ZM69 180H70V179H69ZM72 180H73V179H72ZM79 180H81V179H79ZM79 180H78V181H79ZM84 180H85V179H84ZM90 180H91V179H90ZM92 180H93V178H92ZM92 180H91V181H92ZM122 180H123V179H122ZM133 180H134V179H132V178L130 179V178H129L128 181H127V180H126V181L129 183L130 181H133ZM34 181H35V180H34ZM36 181H38V180H36ZM42 181H43V177H42ZM42 181L40 182L41 184H42ZM47 181H48L49 183H48ZM53 181H54V180H53ZM57 181H58V180H57ZM62 181H63V180H62ZM62 181H61V183H62ZM65 181H66V180H65ZM93 181H95V180H93ZM102 181H103V180H102ZM106 181H107V180H106ZM134 181H135V180H134ZM58 182H59V181H58ZM89 182H90V181H89ZM104 182H105V181H104ZM108 182H109V181H108ZM35 183H36V184L32 183V184H34V185H32L33 188H34L35 185L37 186L39 182H38V183L35 182ZM40 183H39V184H40ZM86 183L88 184L87 179H86ZM91 183H92V182H91ZM91 183H90V185H91ZM105 183H106V182H105ZM124 183H125L126 185H128L126 182H124ZM239 183H240V182H239ZM18 184H19V186H18L19 188H20V185L22 186L23 184H26L25 189L22 188V191H23V190H27V189H26L27 186H28L27 182H26V183H23V184H22V183H18ZM80 184H81V182H80ZM80 184H78V185H80ZM92 184H94V182H93ZM107 184H109V183H107ZM133 184H134V183H133ZM8 185H9V186H8ZM10 185H12V186H10ZM16 185H17V183H16ZM42 185H43V184H42ZM55 185H56V187H57V183H56V184L54 183V186H55ZM63 185H64V183H63ZM81 185H82V184H81ZM30 186H31V185H30ZM30 186H28V188H29ZM43 186H46V185H43ZM52 186H53V185H52ZM86 186H87V185H86ZM88 186H89V184H88ZM124 186H125V185H124ZM132 186H133V185H132ZM167 186L169 187L170 185L168 184ZM18 187H16V189H17ZM22 187H24V185H23ZM46 187H47V186H46ZM48 187H50V185H49ZM48 187H47V188H48ZM63 187H64V186H63ZM84 187H85V185H84ZM106 187H107V186H106ZM134 187H135V185H134ZM168 187L165 188V192H166V193H167V192L169 193V191H168L169 189L167 190ZM239 187H240V186H237V187L234 186V187H233V190H236V189L239 188ZM253 187H254V186H253ZM12 188H13V187H12ZM19 188H18V189H19ZM31 188H32V187H30V189H31ZM35 188H36V187H35ZM37 188H39V187H37ZM42 188H44V190L47 189V188H45V187H42ZM54 188H55V187H54ZM59 188H60V187H59ZM77 188H78V187H77ZM82 188H83V186H82ZM107 188H108V187H107ZM109 188H110V187H109ZM123 188H125V187H123ZM126 188H127V187H126ZM126 188H125V190H126ZM130 188H131V187H130ZM227 188L229 189V188H231V186H229V187H227ZM5 189H6V188H5ZM8 189H9V188H8ZM8 189H7V190H8ZM14 189H15V187H14ZM16 189H15V190H16ZM40 189H41V188H40ZM40 189H39V190H40ZM61 189H62V188H61ZM61 189H60V190H61ZM93 189H94V188H93ZM111 189H112V188H111ZM127 189H128V188H127ZM223 189H224V188H223ZM228 189H227V190L224 189L223 192H222V191H219V193H220L221 195H222V193H223V195H225L224 193H226V192L228 191ZM20 190H21V189H20ZM20 190H18V193H19V192L21 193ZM28 190H29V189H28ZM36 190H37V189H36ZM48 190H50V189H48ZM63 190H64V189H63ZM90 190H91V189H90ZM114 190H116V189H114ZM114 190H113V191H114ZM117 190H118V189H117ZM117 190H116V191H117ZM125 190H123L124 193H126ZM131 190H132V189H131ZM131 190H130V193H131ZM16 191H17V190H16ZM31 191H32V189H31ZM33 191H34V189H33ZM45 191H46V190H45ZM75 191H76V190H75ZM121 191H122V189H121ZM128 191H129V190H128ZM254 191H255V194H254V196H253V197H254L253 199L256 201V204H255L256 208H252V207H251V206L253 205V204H252V205L250 206V208H252V210H251L248 214H245V213H244L242 216L238 215V217H237L238 219L242 220V218H245V217H247V215H248V216H251V217L253 218L252 221H251L250 223L247 222V223H248L247 225H246V224L243 225V226L241 225L242 227L240 226V227H241L240 229H239V226H238V229H239V230L237 229V233H235V234H233V235H229V237H227L228 234L226 233V234H227V235H226V237H227L226 239H224V238H222V237H219V236H221V234H222V233H220V235L217 236L218 238H217V237H216V238L214 237L215 239L212 238L213 240L211 239L209 243H208V242L205 243V244H207V245L204 246L203 250L205 249L206 251L209 252V257H208V258H207L208 254H207L206 252H202L203 250L201 251V253L207 254L206 256H204V254H200V252H199V253H196V255H197V254L203 255V256L205 257V259H207V261H208L209 258H210V259H211V260H210L211 262L208 261L207 264H209V262H210L211 264H212V262H213V264H214V263H217V262H214L215 260H217L219 264H239V263L241 264L242 262H245L246 264H261V263H259V261L262 262V260L264 259V237H263V236H262V237H261V236H260V237L258 236V238H256V239H253V238H255V237H253V238H252L253 240H251L250 242H248V243H246V244H242V245L240 244L239 247H237V248H233L232 250H229V249H231L230 246L233 247V245L229 244V245H230L229 248H228V246H227V247L224 246L225 243H226V241H228V242L226 243V245H227L228 243H230L229 241H231L232 244H234L233 242L236 241L235 239H242V238L246 237L245 235H247L248 233L250 234V232L254 231L255 229H257V228L259 229V227L262 228V226L264 227V188H263L261 185H258V186L255 188ZM13 192H14V194H15V191H13ZM13 192H12V193H13ZM25 192H26V191H25ZM49 192H50V191H49ZM49 192H48V193H49ZM59 192H61V191H59ZM62 192H63V191H62ZM221 192H222V193H221ZM12 193H11V194H12ZM16 193H17V192H16ZM26 193H27V192H26ZM29 193H30V191H29ZM37 193H38V192H37ZM37 193H36V191H35V194H37ZM40 193H41V192H40ZM40 193H38V194H40ZM43 193L45 194L46 192H43ZM72 193H73V192H72ZM127 193H128V192H127ZM130 193H129V194H130ZM168 193H167L164 197H166V196L168 195ZM30 194H32V193H30ZM35 194H34V192H33V198H34V195H35ZM74 194H75V193H74ZM106 194H107V193H106ZM109 194H110V193H109ZM115 194H116V193H115ZM115 194H114L113 196H117V195H115ZM118 194H120V193H118ZM220 194H219V195H220ZM28 195H29V194H27V196H28ZM40 195H41V194H40ZM71 195H72V194H71ZM122 195H123V192H122ZM130 195H131V194H130ZM206 195H207V194H206ZM208 195H209V194H208ZM252 195H253V194H252ZM25 196H26V195H25ZM25 196H23V197H25ZM45 196H46V195H45ZM49 196H50V194H49ZM49 196L47 195V198H49ZM53 196H54V195H53ZM75 196H76V194H75ZM78 196H79V195H78ZM123 196H124V195H123ZM19 197H21V196L19 195ZM23 197H21V199H22ZM43 197H44V196H43ZM58 197H60V195H58ZM63 197H64V196H63ZM72 197H73V196H72ZM72 197H71V198H72ZM76 197H77V196H76ZM119 197H120V195H118V198H119ZM125 197H126V195H125L123 198H125ZM26 198H27V197H26ZM28 198H29V196H28ZM33 198H32V199H33ZM35 198H38V197H35ZM35 198H34V199H35ZM45 198H46V197H45ZM47 198H46V199H47ZM50 198H52V197H50ZM50 198H49V199H50ZM113 198H114V197H113ZM115 198H116V197H115ZM118 198L115 199V202L117 201ZM126 198H127V200H128V197H126ZM200 198H201V197H200ZM203 198H204V197H203ZM205 198H208V196L205 197ZM220 198H221V196H220V197L218 196V197H216V200H217V199L219 200ZM32 199H31V200H32ZM40 199H43V198H40ZM40 199H39V200H40ZM53 199H54V198H53ZM56 199H57V198H56ZM75 199H76V198H75ZM77 199H78V198H77ZM111 199H112V195H111ZM111 199H110V200H111ZM121 199H122V196H121ZM192 199H193V198H192ZM194 199H196V198H194ZM28 200H30V199H28ZM54 200H55V199H54ZM61 200H62V199H61ZM73 200H74V199H73ZM83 200H84V199H83ZM86 200H87V199H86ZM249 200H250V199H249ZM40 201H41V200H40ZM57 201H58V200H57ZM62 201H63V200H62ZM64 201H65V199H64ZM74 201H75V200H74ZM76 201H77V200H76ZM79 201H80V200H79ZM113 201H114V199H113ZM121 201H122V200H121ZM194 201H195V200H194ZM197 201H200L199 198H197ZM197 201H196V202H197ZM214 201H215V200H214ZM214 201H213L212 203H210L209 205H206V207H205V205H204L203 208H201V206H200L201 204L199 205V204H196V203H195V204L197 205V207L200 206V208H201V209H200V212H199V210L197 211V212H198L197 215H198V218H199V223H196L195 226H196V225H197V226H199V225L203 226L202 224L204 223L205 219L208 218V217L210 216V214H212V212H213V210H214V209H212V207L214 206V205H213ZM255 201H254V203H255ZM43 202L45 203L46 201H43ZM52 202H53V201H52ZM54 202H55V201H54ZM70 202H71V201H70ZM70 202H69V203H70ZM117 202L121 203L119 200H118ZM122 202H123V201H122ZM200 202H201V201H200ZM217 202H218V201H217ZM244 202H245V201H244ZM248 202H249V201H248ZM248 202H247V204H248ZM250 202H251V201H250ZM250 202H249V204H250ZM38 203H39V205H40L41 202H38ZM44 203H42V204H44ZM46 203H48V202H46ZM65 203H66V202H65ZM65 203L63 202V204H65ZM69 203H68V205H69ZM72 203H73V202H72ZM72 203H71V204H72ZM74 203H75V202H74ZM78 203H79V202H78ZM85 203H86V202H85ZM85 203H84V204H85ZM88 203H89V202H88ZM94 203L96 204V202H94ZM94 203H93V204H94ZM197 203H198V202H197ZM220 203H221V200H219L218 204H220ZM50 204H51V203H49V205H50ZM56 204H57V203H56ZM82 204H83V203H82ZM82 204H81V206H82ZM93 204H91V205H93ZM95 204H94V205H95ZM243 204H244V203H243ZM243 204H242V205H243ZM44 205H45V204H44ZM68 205H67V206H68ZM75 205H76V203H75ZM240 205H241V204H240ZM242 205H241V207H242ZM46 206H47V204H46ZM54 206H55V205H54ZM84 206H85V205H84ZM207 206H208V207H207ZM257 206H258V207H257ZM48 207H50V206H48ZM51 207H52V206H51ZM60 207H61V206H60ZM91 207H93V206H91ZM91 207H90V208H91ZM197 207H196V208H197ZM241 207H240V208H241ZM243 207H244V206H243ZM44 208H45V207H44ZM54 208H55V207H54ZM56 208H59V207L56 206ZM61 208H63V206H62ZM72 208H73V206H72ZM77 208H78V207H77ZM80 208H82V207H80ZM80 208H79V209H80ZM90 208L87 207L86 209H88L89 212H90V211L92 212V210H91ZM97 208H98V207H97ZM97 208H94V209H97ZM240 208H239V209H240ZM244 208H247V206L244 207ZM1 209H0V212H1ZM59 209H60V208H59ZM65 209H66V208H65ZM67 209H68V208H67ZM69 209H70V207H69ZM92 209H93V208H92ZM94 209H93V210H94ZM98 209H99V208H98ZM197 209H198V208H197ZM49 210H50V209H49ZM56 210H57V209H56ZM71 210H72V209H71ZM73 210H74V209H73ZM82 210H83V208H82ZM248 210H249V209H248ZM42 211H45V212H46V211H48V210L45 209V210H42ZM51 211H52V209H51ZM57 211H58V210H57ZM63 211H64V210H63ZM83 211H85V210H83ZM83 211H82V212H83ZM226 211H227V209H224V210H221V211L216 212V214L213 215V216L211 217V218H212V219H211V222H212L213 219H215V217H217V215H222V214L225 215ZM238 211H240V210H238ZM241 211H242V210H241ZM244 211H245V210H244ZM45 212H44V213H45ZM53 212H54V211H53ZM65 212H67V210L64 211V213H65ZM77 212H78V210H77ZM96 212H97V211H95V213H96ZM42 213H43V212H42ZM42 213H41V214H42ZM44 213H43V214H44ZM49 213H52V212L49 211ZM49 213H47V214H49ZM54 213H55V212H54ZM59 213H61V212H59ZM69 213H70V211H69ZM69 213H68V216H69ZM72 213H73V212H72ZM74 213L76 214V211H75V210H74ZM85 213H86V212H85ZM85 213L83 212V213L81 214V217H82V215L85 214ZM97 213H99V212H97ZM97 213H96V215H97ZM218 213H219V214H218ZM5 214H6V213H5ZM47 214H46V215H47ZM52 214H53V213H52ZM55 214H56V213H55ZM55 214H54V215H55ZM93 214H94V213H93ZM99 214H100V213H99ZM233 214H234V213H233ZM57 215H58V214H57ZM62 215H63V214H62ZM76 215H77V214H76ZM86 215H87V214H85L84 216H86ZM138 215H139V214H138ZM230 215H231V214H230ZM230 215H229L228 217H226L225 219H221L220 221H219L218 219H217L218 221H217V220H214V221H216L215 223H217V222H218V223L215 224V225L212 224L213 226L210 228L209 231H215V230H216V231H219L220 229H222V228H224V227H228V226H229L228 224H230V223L236 218V216L232 217L233 215H232V216H230ZM0 216H1V213H0ZM43 216H44V215H43ZM51 216H52V215H51ZM68 216H66L67 219H68ZM71 216H72V215L70 214L69 217L72 219ZM79 216H80V215H79ZM84 216H83V217H84ZM90 216H91V213H90ZM136 216H137V215H136ZM2 217H3V216H2ZM4 217H5V216H4ZM52 217H54V216H52ZM58 217H59V216H58ZM60 217H61V216H60ZM60 217H59V218H56V217H55V218L58 220V219H60ZM64 217H65V214H64ZM64 217H63V218H64ZM83 217H82V218H83ZM88 217H89V216H88ZM93 217H94V216H93ZM251 217H250V218H251ZM0 218H1V217H0ZM48 218H51L50 215L48 216ZM63 218H62V219H63ZM75 218H76V217H75ZM75 218H74V219H75ZM89 218H90V217H89ZM91 218H92V217H91ZM91 218H90V219H91ZM98 218H99V216H98L96 219H98ZM2 219H3V218H2ZM2 219H1V221H2ZM53 219H54V218H53ZM67 219H66V220H67ZM77 219H80V218H78V216H77ZM84 219H85V218H84ZM92 219H94V218H92ZM96 219H95V221H96ZM120 219H121V218H120ZM123 219H124V217H123ZM3 220H4V219H3ZM99 220H100V219H99ZM102 220H103V219H102ZM108 220H109V219H108ZM240 220H238V221H240ZM243 220H244V219H243ZM249 220H250V219H249ZM1 221H0V222H1ZM6 221H4V224H6V223H5ZM33 221H34L35 223H33ZM45 221H47V220H45ZM49 221H50V220H49ZM51 221H52V220H51ZM58 221H59V220H58ZM58 221H57V222H58ZM60 221H61V220H60ZM64 221H65V219H64ZM69 221H70V219H69ZM69 221H67V222H69ZM71 221H72V220H71ZM73 221H75V220H73ZM73 221H72V222H73ZM76 221H77V220H76ZM80 221H81V219H80ZM80 221H78V222H80ZM87 221H88V220H86L85 222H87ZM105 221H106V220H105ZM105 221H104V222H105ZM197 221H198V220H197ZM207 221H208V220H207ZM214 221H213V222H214ZM235 221H237V220H235ZM31 222H32V223H31ZM47 222H48V221H47ZM47 222L45 223V225L47 224V226H48V223H47ZM91 222L93 223V220H92ZM96 222H97V221H96ZM100 222H101V221H100ZM100 222H99V223H100ZM54 223H55V222H54ZM54 223H53V224H54ZM58 223H59V222H58ZM63 223L67 224L66 222H62V224H63ZM69 223H70V222H69ZM80 223L82 224L83 222L81 221ZM88 223H89V221H88ZM94 223H95V222H94ZM101 223H102V222H101ZM166 223H167V225H168L167 227L173 229V232H174V235H173L174 238H173V240L170 242V245H174L177 241H182V240H184V239L186 238L187 234L189 233V231H191V230L188 229L187 227H185V228H182V227H177V228H176V227H174V225H173V223L171 222V220L169 219V217L166 218ZM240 223H241V221H240ZM2 224H3V223H2ZM4 224H3V225H4ZM31 224H32V225H31ZM40 224H41V223H40ZM40 224H38V225H40ZM65 224H64V225H65ZM70 224H71V223H70ZM75 224L77 225V224H79V223H75V222H74V226H75ZM105 224H106V222H105ZM198 224H199V225H198ZM204 224H205V223H204ZM237 224H239V223H237ZM3 225H1V227H2ZM41 225H42V224H41ZM45 225H44V226H45ZM57 225H58V224L56 223L55 226L57 227ZM59 225H60V223H59ZM84 225H85V224H84ZM97 225H99V224H97ZM135 225H136V224H135ZM209 225H210V224H209ZM227 225H228V226H227ZM230 225H231V224H230ZM239 225H240V224H239ZM62 226H63V225H62ZM71 226H73V225H71ZM86 226H87V224H86ZM88 226H89V225H88ZM95 226H96V224H95ZM95 226H93V228H95ZM102 226L105 227V225H102ZM102 226H101V227H102ZM205 226H206V225H205ZM234 226H235V225H234ZM3 227L6 228L5 226H3ZM66 227H67V226H66ZM69 227H70V225H69ZM75 227H77V226H75ZM81 227L83 228L82 225H81ZM81 227H77L76 230H75L74 227H73V228H74V231L78 233V231L81 230ZM91 227H92V226H91ZM101 227H100V229H101V231H103ZM107 227H108V226H107ZM107 227H106V228H107ZM135 227H136V226H135ZM188 227H189V226H188ZM235 227H236V226H235ZM8 228H9V226H8ZM32 228H33L34 230H33ZM61 228H63V227H61ZM73 228L70 227L69 229H70V230H71V229L73 230ZM78 228H80V229L78 230ZM86 228H88V227H86ZM97 228H98V227H97ZM97 228H96V229H97ZM236 228H237V227H236ZM43 229H45V230L47 229V231H44ZM57 229L60 230V228H57ZM67 229H68V227H67ZM67 229L65 228L64 231H66ZM88 229H90V228H88ZM98 229H99V228H98ZM127 229H128V228H127ZM195 229H196V228H195ZM197 229H198V228H197ZM201 229H202V228H201ZM2 230H3V229H2ZM16 230H15V232H16ZM62 230H63V229H62ZM77 230H78V231H77ZM83 230H85V229H83ZM83 230H82V231H83ZM91 230H92V228H91ZM123 230H125V229H123ZM129 230H130V228H129ZM133 230H134V229H133ZM138 230H139V227H138ZM138 230H137V231H138ZM199 230H200V229H199ZM261 230H262V229H261ZM7 231H8V230H7ZM10 231H11V230H10ZM74 231H73V232H74ZM86 231H89V230H86ZM86 231H85V234H84V235H86ZM97 231H98V230H97ZM131 231H132V230H131ZM131 231H130V232H131ZM209 231L202 232V236L204 237V235H206V237H207V236H208L207 234H208ZM233 231H236V230L234 229ZM0 232H1V231H0ZM3 232H5V231H3ZM122 232H123V231H122ZM124 232H125V231H124ZM134 232H135V231H134ZM134 232H131V233H134ZM224 232H225V231H224ZM8 233L10 234V232H8ZM83 233H84V232H83ZM88 233H89V232H88ZM94 233H96V231H95ZM107 233H108V232H107ZM107 233H105V234H107ZM214 233H215V232H214ZM214 233H213V232L210 233V236H212L211 234H214ZM232 233H233V232H232ZM252 233H253V232H252ZM11 234H12V233H11ZM18 234H19V233H18ZM75 234H76V233H74V235H75ZM80 234H81V232H80ZM80 234H79V235H80ZM91 234H92V236L95 235V234H93V232H92ZM102 234H104V233L102 232ZM102 234H101V235H102ZM125 234H126V233H124L123 235H125ZM134 234H136V232H135ZM138 234H139V233H138ZM196 234H198V233H196ZM0 235H1V234H0ZM3 235L5 236V234H3ZM13 235H15V234H13ZM74 235H73V236H74ZM79 235H77V236H79ZM81 235L83 236V234H81ZM88 235H89V234H88ZM114 235H115V234H114ZM116 235L119 236V233L116 234ZM116 235H115V236H116ZM123 235H122V237H123ZM132 235H133V234H132ZM4 236H3V237H4ZM77 236H76V237H77ZM108 236H109V235H108ZM115 236H114V237H111V239H110L111 241L109 240L110 237L108 238V240H109L112 244H113V242H114L112 239L115 238ZM128 236H129V241H131L133 238L130 240V235H128ZM133 236H134L135 238L137 237V235H136V236L133 235ZM133 236H132V237H133ZM196 236H197V235H196ZM222 236H223V235H222ZM224 236H225V235H224ZM5 237H6V236H5ZM5 237H4L3 239H1L2 236H0V239H1V240H4V241H2V242H4V244L2 243V245H4L2 248L5 247V249H6V248L9 247V245H8V247H7V245L5 246L6 242H7L8 244H11V243L8 241V240H9V237H7L8 239H7L6 241H5V239H6ZM10 237H11V236H10ZM16 237H17V236H16ZM60 237H61V239H64V240H60ZM74 237H75V236H74ZM79 237H80V236H79ZM84 237L87 238L88 236H87V237L84 236ZM95 237H96V236H95ZM120 237H121V236H120ZM122 237H121V238H122ZM125 237H127V236H125ZM22 238H23V237H22ZM25 238H26V237H25ZM31 238H32V237H31ZM80 238H81V237H80ZM89 238H90V236H89ZM89 238H88V239H89ZM93 238H94V237H93ZM246 238H247V237H246ZM17 239H18V238H17ZM74 239H75V238H74ZM74 239H73V240H74ZM77 239H78V238H77ZM81 239H82V238H81ZM94 239H95V238H94ZM94 239H93V240H94ZM101 239H102V238H101ZM13 240H14V239H13ZM18 240H19V239H18ZM23 240H24V239H23ZM82 240H83L82 243H84V239H82ZM93 240H90V241L92 242ZM95 240H96V239H95ZM102 240H103V239H102ZM108 240H103V242H104L103 244H105V243H106L105 241H108ZM117 240H118V238H117ZM117 240L115 239V241H117ZM122 240L125 241V240H128V239H127V238H123ZM122 240H121V241L118 240V241H119L118 243H121ZM215 240H216V242H213V241H215ZM232 240H235V241H232ZM24 241H25V240H24ZM30 241H31V240H30ZM75 241H76V240H75ZM75 241H74V242H75ZM85 241H87V240L85 239ZM88 241H89V240H88ZM90 241H89V242H90ZM96 241H98V240H96ZM237 241H238V240H237ZM246 241H247V240H246ZM248 241H249V240H248ZM19 242H20V240L18 241V243H19ZM26 242H27V240H26ZM78 242H79V241H78ZM99 242H100V240H99ZM125 242H126V241H125ZM224 242H225V243H224ZM241 242H242V240H241ZM13 243H14V242H12V244H13ZM15 243H16V244H14V245H17V242H15ZM27 243H29V242H27ZM76 243H77V242H76ZM76 243H75L74 245H76ZM108 243H109V242H108ZM108 243H107V244H108ZM111 243H109V244L111 245ZM118 243L115 242V244H118ZM123 243H124V242H123ZM12 244H11V245H12ZM19 244H20V243H19ZM19 244H18V246H19ZM21 244H22V243H21ZM21 244H20V246H21ZM24 244H25L26 246L28 245V244H26L25 242H24ZM24 244H23V246H24ZM29 244H30V243H29ZM91 244H92V243H91ZM93 244H94V242H93ZM98 244H99V243H98ZM109 244H108V246H106V245H105V246H106V247H109V246H110ZM127 244H128V243H127ZM0 245H1V244H0ZM11 245H10V248H11V250H12V249H13V245H12V247H11ZM31 245H32V244H31ZM31 245H29V246H31ZM84 245H85V243L82 244V246L85 247V249H86L88 243H87L86 246H84ZM100 245H101V244H100ZM113 245H114V244H113ZM113 245H111V246H113ZM121 245H122V244H121ZM238 245H239V244H238ZM23 246H21V247H23ZM76 246H79V245H76ZM82 246H81V247H82ZM90 246H92V245H90ZM111 246H110V247H111ZM114 246H115V245H114ZM118 246H119V244H118ZM123 246H124V244H123ZM123 246H122V247H123ZM134 246H135V245H134ZM138 246H140V245H138ZM223 246L225 247V249H222ZM16 247H17V246H16ZM21 247H19V248H21ZM83 247H82V248H83ZM106 247H104L103 249H105ZM116 247H117V245H116ZM116 247H115V248H116ZM119 247H120V246H119ZM10 248H8V249H10ZM23 248H24V247H23ZM23 248H22V250H23ZM29 248H30V247H28V248L26 247V248L23 250V252H25V254H26V253H29V252L27 251V249H29ZM35 248H36V247H35ZM67 248H69V250H68ZM82 248H80V249H82ZM87 248H88V247H87ZM90 248H91V247H90ZM111 248H113V247H111ZM115 248H114V249H115ZM39 249H38V250L36 249L35 252H36V253L38 252V253H39L38 256L41 257L42 255L40 254V252H42V251H40ZM43 249H42V250H43ZM66 249H67V250H66ZM76 249H77V247H76ZM83 249H84V248H83ZM88 249H89V248H88ZM100 249H102V248H100ZM108 249H109V248H108ZM116 249L118 250V248H116ZM120 249H122V248H120ZM124 249H125V248H124ZM134 249H135V247H134ZM226 249H227V251H226ZM13 250H14V251H13ZM13 250H12V251H9V253L14 252L15 255H17V254L19 253V252H17V254L15 253V251H17L16 248H14ZM18 250H19V249H18ZM29 250H31V248H30ZM33 250H35V249H33ZM78 250H79V249H78ZM93 250H94V249H93ZM98 250H99V249H98ZM128 250H129V249H128ZM131 250H132V249H131ZM140 250H142V249H140ZM140 250H139V252L142 253V251H140ZM210 250H211L212 252H210ZM219 250L221 251V253L214 254V253H216V252H220ZM239 250H240V251H239ZM2 251H3V250H2ZM2 251H1V252H2ZM6 251H7V250H6ZM6 251H5V252H6ZM39 251H40V252H39ZM45 251H46V250H45ZM45 251H44V252H45ZM53 251H54V253H53ZM84 251H85V250H84ZM88 251H89V250H88ZM91 251H92V250H91ZM91 251H90V253L88 252V254L95 253V250H94L93 252H91ZM104 251H105V250H104ZM106 251H107V250H106ZM109 251H110V250H109ZM112 251H113V250H112ZM114 251H115V250H114ZM125 251H127V250H125ZM137 251H138V249H137ZM222 251H225V252H222ZM3 252H4V251H3ZM3 252H2V253H3ZM31 252H32V253H31ZM33 252H34V251H30V253H31L32 255H33ZM74 252H75V251H74ZM79 252H82V251L80 250ZM86 252H87V250H86ZM86 252H85V253H86ZM96 252H97V251H96ZM98 252H101V251H98ZM110 252H111V251H110ZM110 252H108V253H110ZM129 252H130V251H129ZM139 252H137V254H138ZM21 253H22V252H21ZM21 253H20V254H21ZM116 253H117V252H116ZM118 253H119V252H118ZM131 253L135 255L136 251H134V253H133V251H132ZM131 253H130V254H131ZM4 254H5V253H4ZM6 254L8 255V251L6 252ZM20 254H18V255H20ZM23 254H24V253H23ZM46 254H47V255L49 254V256H50L51 253H46ZM52 254H51V257H53ZM80 254H81V253H80ZM88 254H87V255H88ZM96 254H98V253H96ZM96 254H94V255H96ZM100 254H102V253H100ZM103 254H104V252H103ZM146 254H147V253H146ZM146 254H145V257H146ZM212 254H213L214 256H213ZM18 255H17V256H18ZM21 255H22V254H21ZM26 255H27V254H26ZM26 255H22V256H26ZM35 255H37V254H35ZM43 255H44V254H43ZM47 255H44V256L46 257ZM82 255H83V253H82ZM84 255H85V254H84ZM94 255H92V256L94 257ZM121 255H122V254H121ZM124 255H125V254H124ZM127 255H128V257H129V253H128V252H127ZM127 255H125V256H127ZM134 255H133V256H134ZM138 255L141 256L140 254H138ZM143 255H144V254H143ZM215 255H216V256H215ZM262 255H263V257H262ZM2 256H3V255H2ZM5 256H6V255H5ZM22 256H21V257H22ZM27 256H29V254H28ZM54 256H56V255H54ZM88 256H90V255H88ZM119 256H120V255H119ZM131 256H132V255H131ZM135 256H137V255H135ZM147 256H148V254H147ZM212 256H213V257H212ZM217 256H218V257H217ZM3 257H4V256H3ZM30 257H31V256H30ZM45 257H44V259L41 258V259H42V261H41L42 264L45 263ZM57 257H53V258L56 260ZM64 257H62V258H64ZM71 257H72V256H71ZM82 257H83V256H82ZM86 257H87V256H86ZM93 257H92V259H93ZM104 257H105V256H104ZM104 257H103V259H104ZM106 257H107V255H106ZM108 257H109V256H108ZM108 257H107V258H108ZM110 257H111V256H110ZM113 257H114V256H113ZM122 257H123V256H122ZM122 257H121V258H122ZM128 257H127V258H128ZM251 257H252V258H251ZM257 257H258V258H257ZM260 257H261V258H260ZM0 258H1V257H0ZM7 258H8V257H6V260H7ZM15 258H16V256H15ZM15 258H14V259H15ZM19 258H20V257H19ZM37 258H38V257H37ZM53 258H52V260H53ZM75 258H76V257H75ZM77 258H78V257H77ZM98 258H99V257H98ZM98 258H97V259H98ZM124 258H125V257H124ZM124 258H123L124 262L121 261V260L119 259V260L121 261V264H122V263L125 264V262H126L125 260H127V259H124ZM141 258H142V256H141ZM147 258H148V257H147ZM153 258H154V257H153ZM218 258L220 259V261L218 260ZM248 258H250V259H248ZM259 258H260V260H259ZM2 259H3V258H2ZM4 259H5V258H4ZM50 259H51V258L49 257L48 261L46 260V261H47L46 263H50V262H51L50 264H55V260H54V262L52 263V261H51ZM65 259H68V258H65ZM80 259H81V258H80ZM80 259H76V260H80ZM82 259H84V258H82ZM87 259H88V257H87ZM95 259H96V258H95ZM95 259H93V261H94ZM100 259L103 260L102 258H99V260H100ZM212 259H213V261H212ZM247 259L250 260V261L247 262V261H246ZM256 259H257V260H256ZM261 259H262V260H261ZM27 260H28V259H27ZM30 260H31V258H30ZM32 260H34V259H32ZM32 260H31V261H32ZM43 260H44V262H43ZM49 260H50V262H49ZM59 260H60V259L56 260V262L58 261L56 264H59V263L62 264V261L60 262ZM72 260H73V259H72ZM72 260H71V261H72ZM76 260H75V261H76ZM85 260H86V259H85ZM101 260H100V261H101ZM105 260H106V258H105ZM114 260H116V259H114ZM117 260H118V259H117ZM129 260H130V259H129ZM142 260H143V258H142ZM155 260H156V259H155ZM37 261H40V259L38 258ZM64 261H66V260H64ZM67 261H68V260H67ZM73 261H74V260H73ZM83 261H84V260H83ZM88 261H89V259H88ZM90 261H91V260H90ZM93 261H92V262H93ZM103 261H104V260H103ZM103 261H102V262H103ZM131 261H132V260H131ZM137 261H138V263H139L140 260H137ZM146 261H148V259H147ZM151 261H153V259H152ZM151 261H150V262H151ZM255 261H257V262H255ZM0 262H1V261H0ZM5 262H6V261H5ZM5 262H4V263H5ZM14 262H15V261H14ZM14 262H13V263H14ZM20 262H23V264H24V263L26 264L27 261H26V262H24V261H20ZM20 262H19V264H20ZM34 262H36V261H34ZM34 262H32V263H34ZM69 262H70V261H69ZM76 262H77V261H76ZM78 262H79V261H78ZM81 262H82V261H81ZM86 262H87V261H86ZM86 262H85V263H86ZM92 262H91V263H92ZM140 262H141V261H140ZM150 262H149V263H150ZM155 262H156V261H155ZM1 263L3 264V261H2ZM36 263H37V262H36ZM46 263H45V264H46ZM63 263H64V262H63ZM71 263H72V262H71ZM83 263H84V262H83ZM126 263H128V260H127ZM134 263H135V262H134ZM134 263H131V264H134ZM142 263H144V262H142ZM157 263H158V262H157ZM218 263H217V264H218ZM245 263H243V264H245ZM7 264H8V263H7ZM11 264H12V262H11ZM29 264H30V262H29ZM38 264H39V262H38ZM74 264H75V263H74ZM93 264H97V263H93ZM128 264H130V263H128ZM136 264H137V263H136ZM139 264H140V263H139ZM144 264H148V263L145 262ZM152 264H153V263H152ZM154 264H156V263H154ZM263 264H264V262H263Z\"/></svg>",
	"mask_w": 264,
	"mask_h": 264
}]
</instances>
